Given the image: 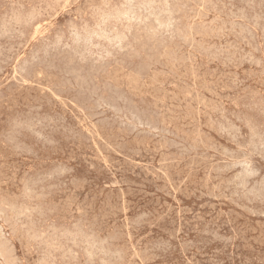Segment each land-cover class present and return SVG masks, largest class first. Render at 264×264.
Wrapping results in <instances>:
<instances>
[{"label": "rangeland", "instance_id": "rangeland-1", "mask_svg": "<svg viewBox=\"0 0 264 264\" xmlns=\"http://www.w3.org/2000/svg\"><path fill=\"white\" fill-rule=\"evenodd\" d=\"M77 1L76 0H64V1L63 0L62 1L61 0L60 1L59 0H26V1L25 0H7V1L6 0H0V26H1L0 27V77H1L0 78V81H1V84H0L1 85L0 86L1 87L0 88L1 89L0 90V107H1L0 110L1 111H0V113L2 112L0 115V117L2 116L0 118V123H1L0 124V138L3 137L2 139H0V166L2 167V169L0 167V173L1 174L3 173L2 174L3 176L0 174V182H1L0 188L3 189V191L0 189V197H1V195H3L0 198V207H1L0 208V226H1L0 237H1V233H2V236L4 234V236L0 238V241H1L0 245L2 246V249H0L1 250L0 251V260H1L0 264L2 262H3L2 264H20V263L21 264H37V263L43 264L44 262H46L47 264H86V262H89L87 264H92L95 261L96 262L94 264H101V263L102 264H221V263L222 264H264V216H263L264 215V202H263L264 201V176H262V175H264V153H263L264 152V149H263L264 148V143H263L264 142V91H263L264 90V72H263L264 71V57H263L264 56V53H263L264 52V39H263L264 38L263 37L264 36V32H263L264 31V15H263L264 14L263 13L264 12V4H262V3H264L263 2L264 0H260V1L255 0V2H253L254 0H248V2L252 1L254 5L252 4V2L251 3L249 2L250 3L249 4V3H247V1H244V0H221V1L220 0H212V1L206 0L209 2L211 1L212 4H211V2L206 3L205 0H197V1L196 0H193V1L192 0H186V2H184V0H180V2H179V0L178 1L177 0H174V1L173 0H160L161 3L159 2V0H151V1L150 0H142V2H141V0H137V1L135 0V1H132V4L130 3L129 0H126L128 3L125 2V0H77ZM100 1H102V2H100ZM144 1H146V3ZM149 1L153 2L154 4L150 3ZM166 1H167V3L168 2L169 3L167 4ZM175 2H176V4H175ZM178 2H179V4H177ZM199 2H200V4H199ZM215 2L218 6L216 4H214ZM258 2H261V3L259 4ZM134 3H135V6L133 5ZM141 3H143V4L141 5ZM183 3L184 4L186 3V5H184ZM196 3H198V4H196ZM230 3H231V6H230ZM45 4H46V6H45ZM107 4L109 5V7ZM150 4H151V7H150ZM210 4L212 5V7ZM213 4L215 7L213 6ZM28 5H29V7H28ZM127 5H128L129 9L127 7H125ZM161 5H163V6H161ZM172 5H173V9L175 8V10H177V11L172 9V7H171ZM178 5L179 6L183 5L184 7L181 6L180 8H178ZM197 5H198V7H197ZM248 5L250 6L251 9L249 8ZM257 5H258V8H257ZM47 6L49 7L48 10H46ZM100 6H102V7H100ZM123 6H124V8H123ZM132 6H134V7H132ZM140 6H142V7L145 6V7H143V9H142V7H140ZM154 6H156V7H154ZM186 6L187 7L189 6V7L187 8ZM208 6H210V7H208ZM223 6H225V7H223ZM252 6L253 7L255 6V7L252 8ZM78 7H79L80 11H79ZM136 7L137 8L139 7V8L137 9ZM216 7H217V9H216ZM233 7H234V9H233ZM239 7H240V9H239ZM243 7H245L246 11L244 10ZM261 7H263V9ZM50 8H51V10H50ZM113 8H115V9H113ZM120 8L124 9L123 10L124 13H123V11H120L121 10ZM133 8H134V11L132 10ZM205 8H206V10H205ZM2 9H4V10H2ZM33 9L36 12H34ZM98 9L102 10V11H100V13H99ZM166 9H168V10L165 11ZM199 9L200 10L203 9V10L200 11ZM210 9H212V10H210ZM252 9H256V10L253 11ZM259 9H260V11H259ZM41 10L43 11V13ZM81 10L83 12H81ZM107 10H110V12ZM130 10H131V12L132 11L133 12L128 13V12H130ZM135 10H136V12H135ZM160 10H162V11H160ZM195 10H196V12H195ZM117 11H119L120 13ZM146 11L147 12L150 11V12H148L150 15L147 13L149 17L146 16L147 14L145 15ZM154 11L156 14L154 13ZM193 11L195 13H193ZM250 11L255 12L257 15L255 13H251ZM94 12L95 13L98 12V13L95 14ZM111 12H112V14H111ZM114 12H116V13H114ZM125 12L128 14V17H127V14H125ZM137 12L138 13L140 12L142 15L139 13V16H136ZM142 12H144V14ZM175 12L176 13L178 12L180 15L178 13L176 14ZM189 12H191V13H189ZM242 12H243V14H242ZM31 13H33V14L31 15ZM107 13H110V14H107ZM117 13H119V14H117ZM163 13H164L165 17L163 15ZM232 13H234V15ZM239 13H241V14H239ZM169 14H172V15H169ZM224 14L229 19H227V17L224 16ZM236 14L238 17L236 16ZM10 15L13 17L11 18ZM15 15H17V18L15 17ZM26 15H27V17H26ZM105 15H107V16L109 15V16L108 17L106 16V18H105L104 17ZM114 15H118V16L121 15V16H119V17L115 16L114 17ZM176 15H178V16H176ZM231 15H233L234 17ZM259 15H261L262 18ZM3 16L5 19L3 18ZM20 16L26 20L25 21V20H22V18H20L23 25L20 24L21 23L19 21L20 19L18 20V18ZM33 16H35V17H33ZM98 16L99 17L101 16V17L99 18ZM141 16L142 17L144 16V17L141 18ZM152 16H154V17H152ZM193 16H195V17H193ZM254 16H255V20L253 19ZM39 17H41V18H39ZM112 17H114L113 19H115L117 17V19L112 21ZM136 17H139L141 21L139 20V18H136ZM155 17H156L155 20L157 21V19H158V22L153 20ZM169 17H170V19H169ZM91 18H93V19H91ZM107 18L109 21L107 20ZM109 18L111 19V21ZM128 18L130 19L131 22L129 21ZM134 18H135V21L136 20H138V21L135 22L133 20ZM165 18H167L168 21ZM198 18L199 19L203 18L204 20L200 19V22H199ZM238 18H239L240 22L238 21ZM242 18H243V20H242ZM124 19H125V21H124L125 23L122 22ZM163 19H164L165 23L167 22V24L163 23L164 22ZM171 19L173 22L171 21ZM214 19L216 22L214 21ZM261 19H263V20H261ZM11 20L13 23L10 22ZM30 20H31V22H30ZM99 20H102V21H99ZM118 20H119V22H118ZM142 20H143V22H142ZM233 20H235V21H233ZM241 20H242V22H241ZM17 21H19V22H17ZM7 22H9L11 24L9 25V23H7ZM25 22H26V25H24ZM99 22L102 24V25L100 24L101 26L98 25ZM160 22L163 24H161ZM171 22H172V24H171ZM222 22H224V23H222ZM15 23L16 24L18 23V25L16 26ZM27 23H29V24L27 25ZM39 23H40V25H39ZM84 23L85 24L88 23L87 24L88 26L85 25ZM179 23L182 26V28L179 25ZM206 23H208V24H206ZM229 23H230V25H229ZM113 24L114 25L116 24V25L113 26ZM204 24H206V25H204ZM210 24L212 25L211 28H210ZM223 24H224V26H223ZM261 24H262L261 27L263 29L259 28L260 27L259 25H261ZM4 25L5 26L7 25V26L5 27ZM84 25H85V29H84ZM117 25H118V27H117ZM121 25H122V27H120ZM173 25H175V26H173ZM8 26H10L11 28L10 27L7 28ZM21 26H22V28L20 29ZM105 26L107 27V29L105 28ZM141 26H143V27L139 28ZM150 26L152 27L151 35H150V30H151ZM232 26H235V27H232ZM71 27H72L74 32L72 31ZM137 27L139 30L137 29ZM153 27H154L155 32L153 30ZM159 27H161L162 29ZM197 27H199L200 30ZM204 27L205 28L207 27L208 29L210 28V30H212V31L209 30L210 31L209 32ZM213 27H214V29H213ZM238 27H240V28H238ZM88 28H90V29L92 28L91 29L92 33H89L91 31L88 30ZM95 28H98V29H95ZM125 28H127V30ZM129 28H130V30L128 31ZM244 28H246V29H244ZM74 29L75 30L78 29L80 34L78 33V31H75ZM80 29L83 31H80ZM118 29H119V31H117ZM176 29L179 30V35H178V31ZM204 29L206 31H204ZM18 30H20V31H18ZM103 30H104V32H103ZM220 30L223 31L222 34H221ZM234 30H235V32H234ZM241 30L244 31L245 33L240 32ZM7 31H9V32H7ZM56 31H57V33H56ZM69 31L71 34L69 33ZM105 31H107V32H105ZM114 31L115 32L117 31V33H115ZM133 31H134V33H133ZM135 31H136V33H135ZM146 31H147V33H145ZM112 32H113V34H112ZM161 32L162 33L166 32V33L162 34ZM22 33H24V34L22 35ZM77 33L79 34V36ZM98 33H99V37H98ZM121 33L124 34L126 39L124 38V36L121 35ZM239 33L242 34V36ZM8 34H10V35H8ZM84 34H85V36L86 35L87 36L85 37ZM92 34H94V35L92 36ZM101 34L104 35L105 37L102 36ZM160 34H162V35H160ZM251 34L253 35V37ZM61 35H66V36H61ZM134 35H135V37H134ZM91 36L94 38L96 37V38L94 39ZM138 36H140V37L138 38ZM151 36H152V39L150 40ZM154 36L157 37L158 40L154 39L155 38ZM245 36L247 38H249V37L250 38L247 39ZM56 37L58 38V40L56 39ZM107 37H109L108 40H107ZM113 37L115 38V39H113V40H115V42H113V40H112ZM132 37H134V39ZM164 37L167 39H165ZM98 38H99V40H97ZM118 38H119V40H118ZM175 38H176V40H175ZM19 39H22V40L20 41ZM90 39H91V42H90ZM93 39H94V41H92ZM177 39H178V41H177ZM192 39H195V40H193V42H192ZM240 39H241V42H240ZM3 40H5L6 42ZM23 40H26V42ZM44 40H46V41H44ZM134 40H136V41H134ZM138 40H140V41H138ZM164 40L165 41L168 40L166 42L169 45ZM244 40H247V41H244ZM10 41H12V42H10ZM62 41H63V43H62ZM116 41L117 42L125 41V42L117 43ZM137 41L139 42V44ZM18 42H19V44H18ZM54 42H56V43H54ZM89 42L91 44L92 43L93 44L91 45ZM112 42H113V44H112ZM156 42H157V44H156ZM158 42H160V44ZM79 43H81V44H79ZM82 43H83V46H82ZM98 43H100V44H98ZM120 43L124 47H122L120 45ZM129 43L131 45H133L132 49H131L132 46ZM147 43L151 44V45H148ZM12 44L14 45L15 48L12 47L13 46ZM161 44H164V45L166 44V45L164 46ZM251 44H252V46H251ZM1 45H3L4 47ZM17 45H19V46H17ZM101 45H103V47L105 49L106 48H108V49L104 50L103 47H102L103 48L102 49ZM116 45H119V46L117 47ZM160 45L162 47L163 46L164 47L162 48ZM47 46H48V48H47ZM52 46H54V47H52ZM135 46H136V48H135ZM142 46H144V47H142ZM9 47L10 48L12 47V48L10 49ZM17 47H19V48L17 49ZM75 47H76V50H75ZM89 47H91L92 51ZM98 47L100 48L101 51L99 50ZM148 47H150V48H148ZM24 48H25V50H24ZM123 48H124V51H122ZM127 48L129 50H127ZM140 48H143V49L141 50ZM215 48L217 50H215ZM256 48L259 50H256ZM41 49H42V52H41ZM46 49H48V50H46ZM59 49L61 51H59ZM78 49H80V50H78ZM110 49H114V50L112 51ZM144 49H145V51H144ZM151 49H154L152 51L153 52L156 51V52L155 53L151 52L150 51ZM260 49H261V51H260ZM137 50H138V53L140 55H138ZM146 50H148V51H146ZM51 51L53 52V54ZM66 51L68 54L71 51L69 56L66 53ZM79 51L81 52L80 54H79ZM104 51H106V52H104ZM129 51H130V54L132 53L131 55L128 54ZM62 52L63 53L65 52L66 54L65 53L63 54ZM101 52H102V54H101ZM4 53H7V54H4ZM19 53H20V55H19ZM72 53H73V55H72ZM98 53H100V54H98ZM141 53H142V55H141ZM151 53L155 54L156 57L154 55H152ZM85 54H87V55H85ZM90 54H91V56H89ZM104 54H106V55H104ZM111 54H112V56H107V55H111ZM122 54H124V55H122ZM210 54H211V57H210ZM217 54L219 57L217 56ZM222 54H223V56H222ZM246 54H248V56ZM7 55H9V56H7ZM31 55H33V56H31ZM132 55H133V57H132ZM135 55L137 57H139V56L140 57L137 59V57ZM204 55H205V57H204ZM207 55H209V56H207ZM239 55L241 57H239ZM11 56L15 57V59L14 58L12 59ZM34 56H36V57H34ZM41 56L43 57L42 60H41V58H42ZM56 56H57V58H56ZM92 56L93 57L95 56L94 57L95 59ZM246 56H247V58H246ZM18 57H20V58H18ZM76 57L78 58V60ZM82 57H83V59H82ZM206 57H207V59H206ZM58 58L59 59L61 58L62 60L61 59L57 60ZM101 58H102V60L106 59L105 64H103L104 61H102ZM233 58H234V60H233ZM55 59L59 62L61 61L62 63H65V64L61 63L64 66L59 64V62H57ZM68 59H70V61ZM139 59L142 61H140ZM247 59H249L248 60L249 62L247 61ZM252 59H254V60H252ZM11 60L13 63L11 62ZM66 60L68 62H64ZM73 60H74V63H73ZM98 60L100 61V63ZM143 60H144V62H143ZM258 60H259V63L257 62ZM260 60H262V62H260ZM7 61L10 62V64L12 63V65H10ZM16 61H17V63H16ZM22 61H24V62H22ZM118 61H120V62L117 63ZM252 61L255 63L254 64L251 63ZM56 62L58 63V65ZM75 62H76V64H75ZM88 62L90 63V65L92 67L89 65ZM129 62H130V64H129ZM147 63H148L149 68H146ZM161 63H162V65H161ZM2 64H3V66H2ZM28 64H30V65H28ZM54 64L57 66H55ZM70 64H71V66H70ZM80 64H82V65H80ZM259 64H261V66ZM6 65L7 66L10 65V66L7 67ZM74 65H76V66L74 67ZM116 65H117V68H116ZM123 65L126 67H124ZM40 66H43L44 68L43 67L41 68ZM119 66H121L120 69H119ZM128 66H129V68H128ZM18 67H20V68H18ZM102 67L103 68L105 67V68L102 69ZM139 67L142 69L140 70ZM5 68H7V69H5ZM13 68H14L16 74H15ZM126 68H127V70H126ZM133 69H134V71H132ZM38 70L40 72L42 71V73H40ZM46 70H48V71L45 72ZM81 70L85 75H83ZM92 70H94L96 73L93 72ZM105 70H107V71H105ZM108 70L110 73L108 72ZM124 70H125V72H124ZM150 71H152V72H150ZM131 72H133V74H131ZM33 73H34V75L36 74L35 77H34ZM54 73H56V74H54ZM168 73H170L171 76ZM98 74H99V76H98ZM125 74H127V75H125ZM3 75H5V76H3ZM20 75H21V77H20ZM78 75H80V76H78ZM154 75H156V76H154ZM48 76H49V78L52 77L50 79V81L48 80L49 79ZM103 77H105V78H103ZM107 77H108V79L109 78L110 79L108 80ZM114 77H116V78H114ZM122 77H124V78H122ZM139 77H141V78H139ZM80 78H82V79H80ZM126 78H127V80H126ZM208 78H210V79H208ZM42 79H43V81H42ZM46 79H47V81H46ZM249 79H252V80H249ZM26 80L28 81V83ZM54 80H56V81H54ZM82 80L84 81V83ZM111 80H112V83H110ZM34 81H35V83H34ZM57 81L59 83H57ZM95 81H96V83H95ZM136 81H137V83H136ZM23 82H24V84H23ZM29 82H30V85H29ZM36 82L38 83V87H37ZM48 82H49V84H47ZM98 82H99V84H98ZM103 82H104V85H103ZM139 82H140V84H139ZM17 84H18V86H17ZM25 84H26V86H25ZM168 84L171 86H169ZM98 85L99 86L103 85V86L99 88ZM117 85H119V86L117 87ZM239 85H240V87H239ZM39 86H40V88H39ZM44 86L47 88H45ZM122 86H123V88H122ZM41 87H43L42 92L40 91ZM177 87H178V89H177ZM52 88H53V91H52ZM81 88H82V90H81ZM185 88H187V89H185ZM195 88H196V90H195ZM166 89H167V91H166ZM17 90H19V91H17ZM30 90H32L33 92L32 91L30 92ZM62 91H63V93H62ZM129 91H131V92H129ZM10 92H11V95L9 94ZM47 92H49V93H47ZM51 92L53 94L54 93L55 94L53 95ZM133 92H135V94H133ZM247 92H251V93H247ZM69 93H71L72 95H70ZM105 93H106V95H105ZM42 94H43V96H42ZM56 94L58 95L59 98L56 96ZM162 94H163V96H162ZM248 95H250L251 97ZM12 96H14V97H12ZM35 96L37 99L35 98ZM60 96H62V97H60ZM67 96H69V98ZM29 97H30V99H29ZM11 99H13V100H11ZM22 99H23V101H22ZM39 99H41V101ZM57 99L58 100L60 99V101H58ZM138 99L139 100L141 99V100L139 101ZM10 100H11L10 103L12 105L10 103L6 104L7 101L9 102ZM31 100H33V101H31ZM36 100H38V101H36ZM21 101H22V103H21ZM100 101H102V102H100ZM238 101H240V102H238ZM67 102H69V103H67ZM17 103H19L18 104L19 107L17 105H14ZM31 103L36 104V106L31 104ZM71 103L74 105H72ZM141 103H142V106H144V107L141 106ZM170 103H171V105H170ZM29 104H31V105H29ZM59 104H60V107H59ZM91 104H92V106H91ZM173 104H174V106H173ZM2 106H4V107H2ZM46 106L47 107L49 106V107L47 108ZM79 106H80V108H78ZM139 106H141V107H139ZM172 106H173V108H172ZM198 106L200 108H198ZM61 107H63V108H61ZM19 108H20V110H19ZM24 108L28 109L29 111L24 110ZM57 108H58V110H57ZM141 108H142V110H140ZM148 108H150L151 110H149ZM79 109H80V111H79ZM198 109H200V110H198ZM104 110L106 112H104ZM145 110H147V111L145 112ZM205 110H206V112H205ZM62 111L65 113L64 115H63ZM19 112H21V113H19ZM44 112H45V114H44ZM92 112H93V114H92ZM148 112L151 114H148ZM159 112H160V114H159ZM117 113H119V114H117ZM104 114H106L107 116ZM222 114H223V116H222ZM53 115H55L56 117ZM150 115H151V117H150ZM219 115H220V117H218ZM12 116H13V118H12ZM65 116H67V117H65ZM68 116H70V117H68ZM232 116H233V118H232ZM3 117L4 118L8 117V118L4 119ZM77 117H78V120H77ZM88 117L89 118L91 117L90 120ZM128 117H129V119H128ZM145 117H147V118H145ZM117 118H118V120H117ZM198 118H200V121ZM227 118L230 121L226 120ZM157 119H159L158 122H157ZM162 119H163V121L165 119V122H163ZM72 120L74 123L72 122ZM75 120H77V121L75 122ZM86 120L88 121L87 123L85 122ZM95 120H96V122H95ZM121 120H122V122H121ZM12 121H13V123H12ZM152 121H154V122H152ZM221 121H222V123H221ZM89 122H91V123H89ZM85 123H86V126H85ZM133 123L137 124L138 128ZM227 123H228V125H227ZM4 124H6V125H4ZM70 124H71V127H70ZM220 124H221V126H219ZM223 124H225V125H223ZM12 125H13V127H12ZM74 125H75V128L77 127L76 129H74V127H73ZM210 125H211V127H210ZM1 126H3L4 127L3 129L8 131V132L7 133H6V131L3 132L4 130L1 129L2 128ZM88 126L91 127L90 128L91 130H89ZM154 126H155V128H154ZM165 126H166V128H164ZM228 126H230V127H228ZM92 128L95 130H93ZM142 128H144V129H142ZM149 128H150V130H149ZM198 128H199V130H198ZM104 129H107V130L104 131ZM48 130L50 133L48 132ZM125 130L129 131L128 135H127L128 132H126ZM172 130H174V131H172ZM62 131H63V134H62ZM87 131H89V132H87ZM91 131L94 133H92ZM120 131L122 132V134ZM156 131L158 133H156ZM223 132L225 134H223ZM2 133L6 134L7 137H5L6 135H3ZM25 133H27V134H25ZM57 133L60 135H58ZM106 133H108V134H106ZM109 133H111V134H109ZM24 134L27 135L26 137H30V138H28V139L26 137L23 138ZM50 134H51V139L49 137ZM118 134H119V136H117ZM130 134H132V135H130ZM98 135H100V136H98ZM126 135L129 137H127ZM159 135H161V136H159ZM77 136H79V137L77 138ZM84 136L85 137L87 136L88 140L86 138H83ZM181 136H183V137H181ZM244 136L248 140L244 139L245 138ZM61 137H63V138H61ZM89 137H92V138H89ZM186 137H187V139H186ZM34 138H36V139H34ZM121 138L122 139L124 138L123 139L124 141ZM168 138H169V140H168ZM236 138H237V141H236ZM258 138H260L262 140L260 141V139H258ZM59 139H60V141H58ZM83 139L86 141L84 142ZM90 139H92V141ZM104 139H106L108 141H106V140L104 141ZM24 140H26L27 142L26 141L24 142ZM31 140H32V142H31ZM34 140H35V142H33ZM73 140H75V141L73 142ZM117 140H118V142H117ZM164 140H165V142H164ZM156 142H157V145H156ZM168 142H170V143H168ZM200 142H202V144ZM1 143H3V144H1ZM41 143L43 145H40ZM52 143H54V144H52ZM89 143H90V145H89ZM111 143L112 144L114 143V144L112 145ZM122 143H123V146L120 145ZM257 143L260 145L258 146ZM167 144H169L170 146H168ZM58 145H60V146L63 145V146L60 147ZM67 145H68V147L70 146V149H68ZM73 145L75 146V149H74ZM106 145L108 147H106ZM119 145H120V147H117ZM247 145L251 149L249 147H248L249 148L248 149ZM10 146H11V148H10ZM28 146H31V147H28ZM87 146H88V148H86ZM182 146H183V148H181ZM176 147H177V149H176ZM59 148H61L62 151L61 150L56 151V149H59ZM161 148H162V150H161ZM169 148H170V151H169ZM179 148L181 151L179 150ZM189 148H191V149H189ZM193 148H194V150H193ZM260 148H261V150H260ZM132 149H133V152L131 151ZM134 149H136L138 151L136 152V150H134ZM226 149H227V151H226ZM48 150H49V152H47ZM252 150H254V151H252ZM34 151H35V153H34ZM99 151H101V152H99ZM144 151H145V153H144ZM189 151H191L192 153ZM234 151L237 153V155L239 157L236 155V153ZM12 152H14V153H12ZM18 152L21 154H19ZM45 152H47V153H45ZM50 152L52 154H50ZM138 152H139L140 156H138ZM256 152L258 153V155ZM55 153H57V155ZM68 153H70V154H68ZM194 153H196L195 154L196 157L194 156ZM260 153H261V156H260ZM53 154H55L56 156ZM188 154H189V156H188ZM220 154H221V156H220ZM248 154L252 157H250ZM61 155H64V156L61 157ZM104 155H105V157H104ZM185 156H186V158H185ZM233 156H235V157H233ZM248 156H249V158H248ZM11 157L13 158V160ZM199 157L200 158L203 157V158L200 159ZM262 157H263V159H262ZM27 158H29V159H27ZM40 158H42V159L38 160ZM51 158H52V160H51ZM105 158H106V160H105ZM205 158H208L209 160L208 159L205 160ZM230 158H231V160H230ZM84 160H86L87 163ZM221 160H223V161H221ZM242 160L243 161L245 160V161L243 162ZM34 161H37V162H35L36 164L34 163ZM51 161H52V163H51ZM203 161H205L206 163ZM217 161H219L218 164L216 163ZM248 161H250V162H248ZM1 162H4V163H1ZM43 162H45V163H43ZM58 162H59V166H58ZM136 162L138 163V165L135 164ZM160 162L166 163V164L163 163L165 166L163 164H160ZM191 162L194 164H192ZM234 162H235V166H232V165H234L233 164ZM47 163H48V165H47ZM60 163H64V164L61 165ZM227 163H228V165H226ZM231 163H232V165H231ZM237 163H238V165H240V167L237 165ZM2 164H4V165H2ZM54 164H55V166H54ZM216 164L218 166H216ZM245 164H248L247 167H245L246 166ZM7 165H11L13 168L10 166L8 167ZM35 165H40V166L37 167L38 168L37 169ZM92 165L94 168L92 167ZM191 165H192V167H190ZM160 166H161V168H160ZM97 167H98V169H97ZM101 167H102V169H99ZM153 167H154V169L155 168L156 169L154 170ZM223 167H224V169H223ZM29 168H30V171H29ZM32 168L35 170H32ZM66 168L68 169V171ZM216 168L219 170H217ZM106 169H108V170H106ZM117 169H118V171H117ZM165 169L167 170V172ZM230 169H231V171H230ZM251 169L254 171H252ZM36 170H37V172H35ZM102 170L105 172H103ZM247 170L250 172H248ZM258 170H260V171H258ZM21 171H23V172H21ZM214 171H216L215 174L213 173ZM85 172H87V173H85ZM147 172H149V174ZM23 173L24 174L27 173L29 176L26 174V176H27L26 177ZM108 173L110 175H108ZM209 173H211V174H209ZM30 174H32V175H30ZM43 174H44V176H43ZM100 174L102 176H100ZM112 174H115V176ZM124 174H126V175H124ZM38 175H40V176H38ZM208 175H210V176L208 177ZM99 176H100V178L98 179ZM124 176H125V179H124ZM257 176H258V178H257ZM22 177H25L26 180H25V178H22ZM30 177H32V179ZM69 177H70V181L68 180ZM220 177H221V179H220ZM233 177H234V179H233ZM55 178H57V179H55ZM101 178H103L104 180L102 181ZM130 178H132V179L130 180ZM23 179H24V182H23ZM33 179H35V180H33ZM122 179H124V180H122ZM31 180H33V181H31ZM81 180L82 181L84 180V181L82 182ZM253 180H254V182H253ZM255 180H257V181H255ZM9 181H11L12 183ZM53 181L54 182L56 181V183H53ZM65 181H66V183H65ZM96 181H98V182H96ZM104 181H105V183H104ZM47 182H50V183H47ZM79 182H81V183H79ZM122 183L123 184L126 183V184L123 186ZM179 183H180V185H179ZM228 183H230V184H228ZM36 184L37 185L39 184V185L37 186ZM41 184L42 185L44 184V185L42 186ZM49 184H53V185H49ZM60 184L62 185V187ZM14 185H16V186H14ZM29 185L31 187H29ZM58 185H59V187H58ZM27 186H28V188H27ZM46 186H48V187H46ZM223 187H225V188H223ZM248 187H249V189H248ZM53 188L55 189L56 192L54 191ZM103 188H104V190H103ZM157 188H158V190H157ZM42 189H44V190H42ZM60 189H61V192H60ZM226 189L228 191L230 189V191L228 192ZM233 189H235V190H233ZM239 189H241L242 191ZM108 190H110V191L108 192ZM214 190H215V192H214ZM4 191H6V192H4ZM26 191H27V194H25ZM49 191H50V193H49ZM119 191H120V193H119ZM177 191H178V193H177ZM219 191H220V193H219ZM9 192H12V194ZM231 192H232V194H230ZM4 193L5 194L7 193V195H5ZM23 193L26 196H24ZM200 193H202V195ZM37 194H39V195H37ZM123 194H124V196H123ZM155 194H157V195H155ZM207 194H209V195H207ZM225 194H226V197H225ZM228 194L230 197L228 196ZM9 195L11 197L13 196L14 198L13 197L11 198ZM21 195H23V196H21ZM71 195H72V197H71ZM8 196L10 198L7 199ZM41 196H44V197L42 198ZM115 196L118 199H116ZM3 197H5V198H3ZM16 197H18L20 200ZM45 197H46V199H45ZM238 197L239 198L242 197V198H240V200H239ZM174 198H176V199H174ZM255 198L259 201V203H258V201H255L256 200ZM12 199H14L15 201H13ZM27 199H29L31 202L28 201ZM41 199H45V200L43 201ZM49 199H51V200H49ZM241 199L243 201H241ZM18 200H19V202H18ZM33 200L36 203H34ZM4 201L6 204L4 203ZM8 201H9V203H8ZM39 201H40V204H39L40 206H37L38 205L37 203H39ZM42 201H43V203H41ZM49 201H52L53 203L49 202ZM29 202H30V205H29L30 207L28 206ZM45 202H47V203L45 204ZM48 202L50 204L49 206H48ZM68 203H70V204L67 206ZM234 203L236 204V206ZM12 204H13V206H12ZM14 204L16 206H14ZM77 204H78V206H76ZM237 204H239L240 208H238ZM241 205H242V207H241ZM69 206H70L71 210H70ZM175 206H177V207H175ZM6 207H8V208H6ZM16 207H18V208H16ZM24 207H25V209H24ZM35 207L37 209H35ZM40 207H41V209L39 210ZM61 207H62V209H60ZM249 208H251V209H249ZM51 210H52L53 214H52ZM80 210H82V211H80ZM246 210L248 212H246ZM3 211H6L5 213L8 214V216ZM27 211H29V212H27ZM10 213L11 214L14 213V214L10 215ZM27 213H29V214H27ZM48 213H50V214H48ZM178 213H180V214L178 215ZM42 214L45 215L44 216L45 218L43 217ZM87 214H89V215H87ZM225 214H227V215H225ZM36 215H39V216H36ZM97 215H99L101 217H99ZM147 216H148V218H146ZM1 217H4L5 219L1 218ZM78 217L81 220H78L77 219ZM6 218H8V219H6ZM28 218H29V220H28ZM12 219H13V221H12ZM46 219H47V221H45ZM51 220H53V221H51ZM77 220L81 224L80 223L78 224ZM172 220H173V222H172ZM18 221H19V223H18ZM74 223H75V225H74ZM76 224H78V225H76ZM85 224H87L88 227L87 226L85 227ZM9 225L11 227H14L13 230H15L14 232H16V233L12 232V230H11L12 228ZM90 225H92V226H90ZM208 225H209V227H207ZM36 226H37V229H36ZM50 226H52V227H50ZM64 226H65V228H64ZM231 226H232V228H231ZM25 227H28V228H25ZM2 228H3V231L1 232ZM40 228H42V229H40ZM45 228H47V229L45 230ZM76 228H77V231H76ZM208 228L210 229V232H209ZM29 229H31V230H29ZM33 229H35L39 235ZM62 229H65V232H64V230L62 231ZM66 229H68L69 231ZM57 230L60 232H58ZM54 231L59 233V234L60 233L61 234L63 233V234L58 235L56 233L58 235L57 236V235H55ZM87 231H88L89 235L86 234ZM93 231H95L96 233ZM216 231H218V232H216ZM40 232H41V237H40ZM213 232H216V233H213ZM11 233L14 234V235L12 234L14 237L11 235ZM127 233H129V234H127ZM218 233L219 234L221 233V234L219 235ZM35 234H36V237L33 236ZM47 234H49V236ZM64 234L65 235L67 234L66 235L67 238ZM91 234L94 235V237L90 236ZM118 234H119V236H118ZM203 234L206 236H204ZM81 235H83V236H81ZM27 236H28V238H27ZM85 236H86V238H85ZM169 236L172 238H170ZM211 236L213 239L211 238ZM29 237H31L32 239ZM48 237H49V240H47ZM59 237H61V238H59ZM74 237L76 239V242H75ZM92 237H93V239H92ZM114 237L116 239H114ZM37 238L40 240V242ZM83 238L85 241L83 240ZM214 238H215V240H214ZM35 239H37V240H35ZM64 239H67V240H64ZM71 239L72 240L74 239V241H72ZM80 239H81V241H80ZM110 239H111V241H109ZM231 239L233 241H231ZM70 240L72 243L70 242ZM92 240H93V242H92ZM95 240H97V241H95ZM103 240L104 241L107 240L105 242H108L109 246L107 243H104ZM225 240L226 241L228 240L229 244ZM50 241H52V243ZM56 241H61V243L63 245L60 244V242H58V244H57ZM77 241H79V242H77ZM90 241L92 244H90ZM222 241H223V243H222ZM34 242H36V243H34ZM54 242H55V244H54ZM81 242H82V244H81ZM110 242H111V244H110ZM158 242H159V244H158ZM167 242H168V244H167ZM178 242H180L181 244H182V242L183 243L185 242V243L181 245ZM208 242H209V244H208ZM73 243H75L77 245V247ZM78 243L81 245L82 249H81L80 245L78 246ZM103 243L107 244V245L104 246ZM174 243H176V245L173 246ZM204 243L207 246H205ZM72 244H73V246H72ZM93 244H94V246H93ZM164 244H166L165 245L166 247L164 246ZM225 244H227V245H225ZM51 245H52V247H51ZM95 245H96V247H95ZM99 245H101V246H99ZM157 245H159V246H157ZM170 245H172V246H170ZM88 246H90V247H88ZM160 246H162V247L160 248ZM202 246L204 248L205 247L206 248L204 249ZM50 247H51V249L53 248L52 252L50 250ZM75 247H76V249H75ZM97 247H99V249ZM104 247H105V249H104ZM163 247H164V249H163ZM25 248H28V249L25 250ZM63 248H65V249H63ZM127 249H128V251H127ZM216 249L217 250L220 249V250L217 251ZM64 250H65V252H64ZM108 250L111 254L107 252ZM181 251L184 252V254ZM27 252H28V255H27ZM46 252H48V254ZM67 253L69 254L68 257H67ZM72 253H74L73 257L76 255L77 258L76 257L73 258ZM139 253H140V255H139ZM88 254H90L92 257L89 256ZM207 254H208V256H207ZM238 254H239V256H238ZM1 255H2L3 259L1 258ZM4 255H5V257H4ZM61 255H63L65 258ZM84 255L85 256L87 255V256L85 257ZM213 255L215 257H213ZM48 256L50 257V259ZM122 256H124V258ZM95 257H96V259H95ZM137 257H139V258H137ZM4 258H6L8 260L10 258L11 259L8 261L6 259L4 260ZM18 258H19V260H18ZM54 258H56V259H54ZM68 258L70 259V261H67ZM104 258L107 262L104 260ZM21 259H22V261H21ZM92 259H94L93 262L91 261ZM121 259H123V260H121ZM223 259L225 260V262ZM16 260L19 263L16 262ZM24 260H25V262H24ZM49 260H51V261H49ZM64 260H66V261H64ZM117 260H119V261H117ZM140 260L142 261V263ZM5 261H6V263H5ZM112 261H114V262L112 263ZM167 261H169V263H167ZM46 263H44V264H46Z\"/></svg>", "mask_w": 264, "mask_h": 264}, {"label": "bare ground", "instance_id": "bare-ground-1", "mask_svg": "<svg viewBox=\"0 0 264 264\" xmlns=\"http://www.w3.org/2000/svg\"><path fill=\"white\" fill-rule=\"evenodd\" d=\"M6 1H7V0H6ZM25 1H26V0H25ZM59 1H60V0H59ZM61 1H62V0H61ZM63 1H64V0H63ZM76 1H77V0H76ZM129 1H130V3L132 4V1H135V0H129ZM136 1H137V0H136ZM150 1H151V0H150ZM150 1H149V2H150ZM173 1H174V0H173ZM177 1H178V0H177ZM177 1H176V2H177ZM192 1H193V0H192ZM196 1H197V0H196ZM205 1H206V0H205ZM211 1H212V0H211ZM211 1H210V2H211ZM220 1H221V0H220ZM244 1H247V3H249V2L251 3V2H252V1H249V2H248V0H244ZM258 1H260V0H258ZM49 2H50V1H49ZM77 2H78V1H77ZM85 2H86V1H85ZM100 2H102V1H100ZM103 2H104V1H103ZM125 2H127V1L125 0ZM141 2H142V0H141ZM144 2L146 3V1H144ZM159 2H160V0H159ZM176 2H175V4H176ZM179 2H180V0H179ZM179 2H178L177 4H179ZM184 2H186V0H184ZM207 2H209V1H206V3H207ZM210 2H209V3H210ZM213 2H214V1H213ZM225 2H226V1H225ZM234 2H235V1H234ZM234 2H233V3H234ZM253 2H255V0H254ZM253 2H252V4H253ZM263 2H264V1H263ZM27 3H28V2H27ZM56 3H57V2H56ZM127 3H128V2H127ZM137 3H138V2H137ZM150 3H153V2H150ZM155 3H156V2H155ZM160 3H161V2H160ZM166 3H167V1H166ZM168 3H169V2H168ZM168 3H167V4H168ZM170 3H171V2H170ZM172 3H173V2H172ZM193 3H194V2H193ZM221 3H222V2H221ZM250 3H249V4H250ZM256 3H257V2H256ZM258 3L260 4L261 2H258ZM41 4H42V3H41ZM88 4H89V3H88ZM91 4H92V3H91ZM93 4H94V3H93ZM108 4H109V3H108ZM108 4H107V5H108ZM125 4H126V3H125ZM142 4H143V3H141V5H142ZM153 4H154V3H153ZM158 4H159V3H158ZM163 4H164V3H163ZM183 4H184V3H183ZM196 4H198V3H196ZM199 4H200V2H199ZM211 4H212V2H211ZM211 4H210V5H211ZM214 4H216V2H215ZM214 4H213V6H214ZM252 4H251V5H252ZM262 4H264V3H262ZM262 4H261V5H262ZM10 5H11V4H10ZM14 5H15V4H14ZM57 5H58V4H57ZM133 5L135 6V3H134ZM136 5H137V4H136ZM139 5H140V4H139ZM144 5H145V4H144ZM155 5H156V4H155ZM169 5H170V4H169ZM184 5H186V3H185ZM194 5H195V4H194ZM206 5H207V4H206ZM216 5H217V4H216ZM245 5H246V4H245ZM253 5H254V4H253ZM19 6H20V5H19ZM45 6H46V4H45ZM102 6H103V5H102ZM102 6H100V7H102ZM129 6H130V5H129ZM134 6H132V7H134ZM147 6H148V5H147ZM161 6H163V5H161ZM167 6H168V5H167ZM174 6H175V5H174ZM176 6H177V5H176ZM181 6H183V5H181ZM181 6L178 5V8H180ZM217 6H218V5H217ZM230 6H231V3H230ZM248 6H249V5H248ZM255 6H256V5H255ZM255 6H254V7H255ZM28 7H29V5H28ZM95 7H96V6H95ZM106 7H107V6H106ZM108 7H109V5H108ZM117 7H118V6H117ZM117 7H116V8H117ZM121 7H122V6H121ZM125 7L128 8V5L125 6ZM140 7H142V6H140ZM143 7H145V6H143ZM143 7H142V9H143ZM150 7H151V4H150ZM154 7H156V6H154ZM171 7H172V9H173V5H172ZM183 7H184V6H183ZM186 7H187V6H186ZM188 7H189V6H188ZM188 7H187V8H188ZM191 7H192V6H191ZM197 7H198V5H197ZM208 7H210V6H208ZM211 7H212V5H211ZM214 7H215V6H214ZM214 7H213V8H214ZM223 7H225V6H223ZM246 7H247V6H246ZM254 7L252 6V8H254ZM21 8H22V7H21ZM33 8H34V7H33ZM45 8H46V7H45ZM64 8H65V7H64ZM123 8H124V6H123ZM136 8H137V7H136ZM138 8H139V7H138ZM138 8H137V9H138ZM157 8H158V7H157ZM202 8H203V7H202ZM219 8H220V7H219ZM231 8H232V7H231ZM235 8H236V7H235ZM243 8H244V10H245V7H243ZM243 8H242V9H243ZM249 8H250V6H249ZM257 8H258V5H257ZM261 8L263 9V7H261ZM4 9H5V8H4ZM4 9H2V10H4ZM38 9H39V8H38ZM40 9H41V8H40ZM48 9H49V7L47 6V9H46V10H48ZM78 9H79V7H78ZM94 9H95V8H94ZM113 9H115V8H113ZM117 9H118V8H117ZM120 9H121V8H120ZM128 9H129V8H128ZM150 9H151V8H150ZM152 9H153V8H152ZM160 9H161V8H160ZM169 9H170V8H169ZM183 9H184V8H183ZM216 9H217V7H216ZM233 9H234V7H233ZM239 9H240V7H239ZM250 9H251V8H250ZM33 10H34V9H33ZM50 10H51V8H50ZM98 10H99V9H98ZM98 10H97V11H98ZM118 10H119V9H118ZM123 10H124V9H121L120 11H123ZM125 10H126V9H125ZM132 10L134 11V8H133ZM154 10H155V9H154ZM167 10H168V9H166L165 11H167ZM173 10H175V8H174ZM181 10H182V9H181ZM199 10H200V9H199ZM202 10H203V9H202ZM202 10H200V11H202ZM205 10H206V8H205ZM207 10H208V9H207ZM210 10H212V9H210ZM214 10H215V9H214ZM247 10H248V9H247ZM252 10L254 11V10H256V9H252ZM252 10H251V11H252ZM12 11H13V10H12ZM38 11H39V10H38ZM41 11H42V10H41ZM79 11H80V9H79ZM94 11H95V10H94ZM100 11H102V10H99V13H100ZM103 11H104V10H103ZM107 11L110 12V10H107ZM112 11H113V10H112ZM114 11H115V10H114ZM127 11H128V10H127ZM133 11H132V12H133ZM155 11H156V10H155ZM155 11H154V13H155ZM158 11H159V10H158ZM160 11H162V10H160ZM175 11H177V10H175ZM178 11H179V10H178ZM188 11H189V10H188ZM223 11H224V10H223ZM240 11H241V10H240ZM245 11H246V10H245ZM251 11H250V12H251ZM259 11H260V9H259ZM16 12H17V11H16ZM34 12H36V11L34 10ZM39 12H40V11H39ZM39 12H38V13H39ZM81 12H83V11L81 10ZM95 12H96V11H95ZM95 12H94V13H95ZM117 12H119V11H117ZM132 12H131V10H130V12H128V13H132ZM135 12H136V10H135ZM140 12H141V11H140ZM140 12H139V13H140ZM148 12H150V11H148ZM148 12L146 11L145 15H146ZM195 12H196V10H195ZM195 12L193 11V13H195ZM217 12H218V11H217ZM221 12H222V11H221ZM230 12H231V11H230ZM230 12H229V13H230ZM250 12H249V13H250ZM42 13H43V11H42ZM48 13H49V12H48ZM71 13H72V12H71ZM97 13H98V12H97ZM97 13H95V14H97ZM114 13H116V12H114ZM119 13H120V12H119ZM119 13H117V14H119ZM123 13H124V11H123ZM139 13L137 12V15H136V16H139ZM142 13L144 14V12H142ZM175 13H176V12H175ZM177 13H178V12H177ZM177 13H176V14H177ZM180 13H181V12H180ZM189 13H191V12H189ZM218 13H219V12H218ZM218 13H217V14H218ZM235 13H236V12H235ZM251 13H255V12H251ZM261 13H262V12H261ZM263 13H264V12H263ZM263 13H262V14H263ZM12 14H13V13H12ZM32 14H33V13H31V15H32ZM35 14H36V13H35ZM35 14H34V15H35ZM39 14H40V13H39ZM107 14H110V13H107ZM111 14H112V12H111ZM125 14H127V13L125 12ZM125 14H124V15H125ZM140 14H141V13H140ZM148 14H149V13H148ZM148 14H147L146 16H148ZM155 14H156V13H155ZM165 14H166V13H165ZM167 14H168V13H167ZM178 14H179V13H178ZM181 14H182V13H181ZM201 14H202V13H201ZM220 14H221V13H220ZM232 14L234 15V13H232ZM239 14H241V13H239ZM239 14H238V15H239ZM242 14H243V12H242ZM255 14H256V13H255ZM17 15H18V14H17ZM17 15H15L16 18H17ZM50 15H51V14H50ZM65 15H66V14H65ZM99 15H100V14H99ZM122 15H123V14H122ZM129 15H130V14H129ZM141 15H142V14H141ZM149 15H150V14H149ZM151 15H152V14H151ZM163 15H164V13H163ZM169 15H172V14H169ZM179 15H180V14H179ZM187 15H188V14H187ZM187 15H186V16H187ZM192 15H193V14H192ZM233 15H231V16H233ZM251 15H252V14H251ZM256 15H257V14H256ZM263 15H264V14H263ZM263 15H262V16H263ZM10 16H11V15H10ZM38 16H39V15H38ZM48 16H49V15H48ZM51 16H52V15H51ZM70 16H71V15H70ZM92 16H93V15H92ZM106 16H107V15H105L104 17L106 18ZM108 16H109V15H108ZM108 16H107V17H108ZM112 16H113V15H112ZM115 16L119 17V16H121V15H119V16H118V15H114V17H115ZM125 16H126V15H125ZM159 16H160V15H159ZM166 16H167V15H166ZM176 16H178V15H176ZM176 16H175V17H176ZM189 16H190V15H189ZM224 16H226V15L224 14ZM236 16H237V14H236ZM259 16L261 17V15H259ZM5 17H6V16H5ZM12 17H13V16H11V18H12ZM26 17H27V15H26ZM29 17H30V16H29ZM33 17H35V16H33ZM45 17H46V16H45ZM89 17H90V16H89ZM93 17H94V16H93ZM98 17H99V16H98ZM100 17H101V16H100ZM100 17H99V18H100ZM110 17H111V16H110ZM114 17H112V21H114L115 19H117V17H116L115 19H113ZM123 17H124V16H123ZM127 17H128V14H127ZM129 17H130V16H129ZM143 17H144V16H143ZM143 17L141 16V18H143ZM148 17H149V16H148ZM148 17H147V18H148ZM152 17H154V16H152ZM164 17H165V15H164ZM164 17H163V18H164ZM170 17H171V16H170ZM170 17H169V19H170ZM193 17H195V16H193ZM198 17H199V16H198ZM208 17H209V16H208ZM226 17H227V16H226ZM233 17H234V16H233ZM237 17H238V16H237ZM239 17H240V16H239ZM245 17H246V16H245ZM250 17H251V16H250ZM3 18H4V16H3ZM16 18H15V19H16ZM20 18H22V17L20 16V17L18 18V20H19ZM31 18H32V17H31ZM36 18H37V17H36ZM39 18H41V17H39ZM52 18H53V17H52ZM79 18H80V17H79ZM136 18H139V17H136ZM150 18H151V17H150ZM157 18H158V17H157ZM173 18H174V17H173ZM177 18H178V17H177ZM177 18H176V19H177ZM179 18H180V17H179ZM182 18H183V17H182ZM190 18H191V17H190ZM190 18H189V19H190ZM216 18H217V17H216ZM256 18H257V17H256ZM261 18H262V17H261ZM4 19H5V18H4ZM9 19H10V18H9ZM13 19H14V18H13ZM34 19H35V18H34ZM66 19H67V18H66ZM73 19H74V18H73ZM80 19H81V18H80ZM91 19H93V18H91ZM101 19H102V18H101ZM109 19H110V18H109ZM120 19H121V18H120ZM125 19H126V18H125ZM125 19H124L123 21H122V20H121V21L124 22ZM128 19H129V18H128ZM131 19H132V18H131ZM145 19H146V18H145ZM155 19H156V17H155L153 20H155ZM165 19H167V18H165ZM198 19H199V18H198ZM200 19H203V18H200ZM200 19H199V22H200ZM227 19H229V18L227 17ZM253 19L255 20V16H254ZM22 20H25V19L22 18ZM31 20H32V19H31ZM31 20H30V22H31ZM67 20H68V19H67ZM69 20H70V19H69ZM75 20H76V19H75ZM103 20H104V19H103ZM107 20H108V18H107ZM107 20H106V21H107ZM133 20L135 21V18H134ZM139 20H140V18H139ZM148 20H149V19H148ZM148 20H147V21H148ZM150 20H151V19H150ZM179 20H180V19H179ZM203 20H204V19H203ZM216 20H217V19H216ZM218 20H219V19H218ZM235 20H236V19H235ZM235 20H233V21H235ZM242 20H243V18H242ZM242 20H241V22H242ZM244 20H245V19H244ZM261 20H263V19H261ZM2 21H3V20H2ZM2 21H1V22H2ZM13 21H14V20H13ZM19 21L21 22L20 24L23 25L21 19H20ZM19 21H17V22H19ZM25 21H26V20H25ZM33 21H34V20H33ZM76 21H77V20H76ZM99 21H102V20H99ZM108 21H109V20H108ZM110 21H111V19H110ZM129 21H130V19H129ZM137 21H138V20H136L135 22H137ZM140 21H141V20H140ZM155 21H156V20H155ZM161 21H162V20H161ZM163 21H164V19H163ZM167 21H168V19H167ZM171 21H172V19H171ZM212 21H213V20H212ZM214 21H215V19H214ZM221 21H222V20H221ZM238 21H239V18H238ZM256 21H257V20H256ZM3 22H4V21H3ZM10 22H12V20H11ZM14 22H15V21H14ZM96 22H97V21H96ZM116 22H117V21H116ZM118 22H119V20H118ZM118 22H117V23H118ZM130 22H131V21H130ZM142 22H143V20H142ZM142 22H141V23H142ZM148 22H149V21H148ZM153 22H154V21H153ZM156 22H158V19H157ZM172 22H173V21H172ZM172 22H171V24H172ZM178 22H179V21H178ZM215 22H216V21H215ZM215 22H214V23H215ZM239 22H240V21H239ZM239 22H238V23H239ZM254 22H255V21H254ZM7 23H9V22H7ZM12 23H13V22H12ZM23 23H24V22H23ZM120 23H121V22H120ZM124 23H125V22H124ZM151 23H152V22H151ZM160 23H161V22H160ZM163 23H164V24H167V22L165 23V21H164ZM163 23H161V24H163ZM192 23H193V22H192ZM210 23H211V22H210ZM222 23H224V22H222ZM232 23H233V22H232ZM235 23H236V22H235ZM10 24H11V23H9V25H10ZM15 24H16V23H15ZM28 24H29V23H27V25H28ZM44 24H45V23H44ZM44 24H43V25H44ZM84 24H85V23H84ZM87 24H88V23H87ZM87 24H85V25H87ZM100 24H101V23L99 22L98 25H100ZM104 24H105V23H104ZM109 24H110V23H109ZM118 24H119V23H118ZM127 24H128V23H127ZM130 24H131V23H130ZM143 24H144V23H143ZM154 24H155V23H154ZM161 24H160V25H161ZM177 24H178V23H177ZM177 24H176V25H177ZM190 24H191V23H190ZM206 24H208V23H206ZM206 24H204V25H206ZM241 24H242V23H241ZM17 25H18V23L16 24V26H17ZM24 25H26V22H25ZM32 25H33V24H32ZM39 25H40V23H39ZM65 25H66V24H65ZM85 25H84V29H85ZM95 25H96V24H95ZM95 25H94V26H95ZM101 25H102V24H101ZM101 25H100V26H101ZM115 25H116V24H115ZM115 25L113 24V26H115ZM123 25H124V24H123ZM151 25H152V24H151ZM157 25H158V24H157ZM179 25H180V23H179ZM184 25H185V24H184ZM229 25H230V23H229ZM248 25H249V24H248ZM4 26H5V25H4ZM6 26H7V25H6ZM6 26H5V27H6ZM37 26H38V25H37ZM71 26H72V25H71ZM73 26H74V25H73ZM87 26H88V25H87ZM89 26H90V25H89ZM161 26H162V25H161ZM173 26H175V25H173ZM173 26H172V27H173ZM180 26H181V25H180ZM199 26H200V25H199ZM207 26H208V25H207ZM211 26H212V25L210 24V28H211ZM223 26H224V24H223ZM256 26H257V25H256ZM256 26H255V27H256ZM259 26H260L259 28H262V27H261L262 24L259 25ZM0 27H1V26H0ZM9 27H10V26H8L7 28H9ZM63 27H64V26H63ZM76 27H77V26H76ZM95 27H96V26H95ZM117 27H118V25H117ZM120 27H122V25H121ZM120 27H119V28H120ZM142 27H143V26H141V27H139V28H142ZM150 27H151V26H150ZM177 27H178V26H177ZM193 27H194V26H193ZM227 27H228V26H227ZM232 27H235V26H232ZM10 28H11V27H10ZM21 28H22V26L20 27V29H21ZM80 28H81V27H80ZM92 28H93V27H92ZM92 28H91V29H92ZM100 28H101V27H100ZM105 28L107 29L106 26H105ZM110 28H111V27H110ZM112 28H113V27H112ZM144 28H145V27H144ZM146 28H147V27H146ZM156 28H157V27H156ZM159 28H161V27H159ZM181 28H182V26H181ZM197 28L199 29V27H197ZM204 28H205V27H204ZM210 28L208 29V28L206 27L205 29H206L207 31H209ZM238 28H240V27H238ZM35 29H36V28H35ZM68 29H69V28H68ZM71 29H72V27H71ZM75 29H76V28H75ZM75 29H74V30H75ZM82 29H83V28H82ZM86 29H87V28H86ZM91 29L88 28V30H90V31H91ZM93 29H94V28H93ZM95 29H98V28H95ZM102 29H103V28H102ZM120 29H121V28H120ZM125 29L127 30V28H125ZM134 29H135V28H134ZM137 29H138V27H137ZM149 29H150V28H149ZM161 29H162V28H161ZM164 29H165V28H164ZM167 29H168V28H167ZM173 29H174V28H173ZM183 29H184V28H183ZM205 29H204V31H206ZM213 29H214V27H213ZM244 29H246V28H244ZM256 29H257V28H256ZM262 29H263V28H262ZM5 30H6V29H5ZM104 30H105V29H104ZM104 30H103V32H104ZM109 30H110V29H109ZM129 30H130V28L128 29V31H129ZM138 30H139V29H138ZM146 30H147V29H146ZM153 30H154V27H153ZM156 30H157V29H156ZM169 30H170V29H169ZM176 30H177V29H176ZM199 30H200V29H199ZM199 30H198V31H199ZM11 31H12V30H11ZM13 31H14V30H13ZM18 31H20V30H18ZM72 31H73V29H72ZM75 31H78V29L75 30ZM80 31H83V30L80 29ZM112 31H113V30H112ZM117 31H119V29H118ZM117 31H116V32L114 31V32L117 33ZM151 31H152V27H151V30H150V35H151ZM159 31H160V30H159ZM177 31H178V35H179V30H177ZM180 31H181V30H180ZM195 31H196V30H195ZM198 31H197V32H198ZM202 31H203V30H202ZM210 31H212V30H210ZM210 31H209V32H210ZM220 31H221V30H220ZM1 32H2V31H1ZM7 32H9V31H7ZM15 32H16V31H15ZM15 32H14V33H15ZM73 32H74V31H73ZM73 32H72V33H73ZM86 32H87V31H86ZM88 32H89V31H88ZM95 32H96V31H95ZM105 32H107V31H105ZM154 32H155V30H154ZM162 32H163V31H162ZM162 32H161V33H162ZM172 32H173V31H172ZM172 32H171V33H172ZM209 32H208V33H209ZM213 32H214V31H213ZM218 32H219V31H218ZM222 32H223V31H221V34H222ZM234 32H235V30H234ZM240 32H244V31L241 30ZM263 32H264V31H263ZM4 33H5V32H4ZM24 33H25V32H24ZM24 33H22V35H23ZM56 33H57V31H56ZM61 33H62V32H61ZM69 33H70V31H69ZM69 33H68V34H69ZM78 33H79V31H78ZM78 33H77V34H78ZM89 33H92V31L89 32ZM99 33H100V32H99ZM99 33H98V37H99ZM133 33H134V31H133ZM135 33H136V31H135ZM145 33H147V31H146ZM165 33H166V32H165ZM165 33H162V34H165ZM244 33H245V32H244ZM246 33H247V32H246ZM252 33H253V32H252ZM11 34H12V33H11ZM15 34H16V33H15ZM18 34H19V33H18ZM30 34H31V33H30ZM63 34H64V33H63ZM70 34H71V33H70ZM73 34H74V33H73ZM73 34H72V35H73ZM79 34H80V33H79ZM79 34H78V36H79ZM96 34H97V33H96ZM102 34H103V33H102ZM102 34H101V35H102ZM105 34H106V33H105ZM112 34H113V32H112ZM155 34H156V33H155ZM162 34H160V35H162ZM173 34H174V33H173ZM182 34H183V33H182ZM191 34H192V33H191ZM199 34H200V33H199ZM209 34H210V33H209ZM239 34H240V33H239ZM8 35H10V34H8ZM27 35H28V34H27ZM57 35H58V34H57ZM75 35H76V34H75ZM93 35H94V34H92V36H93ZM109 35H110V34H109ZM116 35H117V34H116ZM121 35L124 36V34H122V33H121ZM121 35H120V36H121ZM132 35H133V34H132ZM132 35H131V36H132ZM139 35H140V34H139ZM146 35H147V34H146ZM152 35H153V34H152ZM197 35H198V34H197ZM240 35L242 36V34H240ZM243 35H244V34H243ZM251 35H252V34H251ZM260 35H261V34H260ZM6 36H7V35H6ZM15 36H16V35H15ZM24 36H25V35H24ZM61 36H66V35H61ZM73 36H74V35H73ZM81 36H82V35H81ZM84 36H85V34H84ZM86 36H87V35H86ZM86 36H85V37H86ZM92 36H91V37H92ZM96 36H97V35H96ZM102 36H104V35H102ZM102 36H101V37H102ZM106 36H107V35H106ZM111 36H112V35H111ZM114 36H115V35H114ZM144 36H145V35H144ZM147 36H148V35H147ZM165 36H166V35H165ZM209 36H210V35H209ZM1 37H2V36H1ZM20 37H21V36H20ZM34 37H35V36H34ZM85 37H84V38H85ZM89 37H90V36H89ZM104 37H105V36H104ZM109 37H110V36H109ZM109 37H107V40H108ZM116 37H117V36H116ZM134 37H135V35H134ZM134 37H132V38L134 39ZM139 37H140V36H138V38H139ZM154 37H155V36H154ZM167 37H168V36H167ZM174 37H175V36H174ZM174 37H173V38H174ZM220 37H221V36H220ZM245 37H246V36H245ZM252 37H253V35H252ZM263 37H264V36H263ZM263 37H262V38H263ZM16 38H17V37H16ZM63 38H64V37H63ZM72 38H73V37H72ZM77 38H78V37H77ZM80 38H81V37H80ZM92 38H94V37H92ZM95 38H96V37H95ZM95 38H94V39H95ZM120 38H121V37H120ZM124 38L126 39L125 36H124ZM164 38H165V37H164ZM192 38H193V37H192ZM239 38H240V37H239ZM246 38H247V37H246ZM249 38H250V37H249ZM249 38H247V39H249ZM22 39H23V38H22ZM22 39H19V40L21 41ZM47 39H48V38H47ZM56 39L58 40L57 37H56ZM68 39H69V38H68ZM78 39H79V38H78ZM82 39H83V38H82ZM86 39H87V38H86ZM94 39H93L92 41H94ZM105 39H106V38H105ZM113 39H115V38L113 37L112 40H113ZM116 39H117V38H116ZM122 39H123V38H122ZM151 39H152V36L150 37V40H151ZM154 39H157V37H155ZM165 39H167V38H165ZM186 39H187V38H186ZM186 39H185V40H186ZM216 39H217V38H216ZM226 39H227V38H226ZM252 39H253V38H252ZM263 39H264V38H263ZM14 40H15V39H14ZM14 40H13V41H14ZM17 40H18V39H17ZM29 40H30V39H29ZM59 40H60V39H59ZM62 40H63V39H62ZM73 40H74V39H73ZM87 40H88V39H87ZM97 40H99V38H98ZM101 40H102V39H101ZM103 40H104V39H103ZM118 40H119V38H118ZM128 40H129V39H128ZM140 40H141V39H140ZM140 40H138V41H140ZM157 40H158V39H157ZM162 40H163V39H162ZM169 40H170V39H169ZM175 40H176V38H175ZM185 40H184V41H185ZM189 40H190V39H189ZM193 40H195V39H192V42H193ZM253 40H254V39H253ZM3 41H5V40H3ZM7 41H8V40H7ZM23 41L26 42V40H23ZM44 41H46V40H44ZM60 41H61V40H60ZM68 41H69V40H68ZM95 41H96V40H95ZM104 41H105V40H104ZM109 41H110V40H109ZM132 41H133V40H132ZM134 41H136V40H134ZM138 41H137V42H138ZM164 41H165V40H164ZM164 41H163V42H164ZM166 41H168V40H166ZM166 41H165V42H166ZM177 41H178V39H177ZM180 41H181V40H180ZM180 41H179V42H180ZM184 41H183V42H184ZM244 41H247V40H244ZM248 41H249V40H248ZM256 41H257V40H256ZM5 42H6V41H5ZM10 42H12V41H10ZM49 42H50V41H49ZM49 42H48V43H49ZM57 42H58V41H57ZM64 42H65V41H64ZM75 42H76V41H75ZM90 42H91V39H90ZM90 42H89V43H90ZM113 42H115V40H113ZM113 42H112V44H113ZM116 42H117V41H116ZM119 42H122V41H119ZM119 42H117V43H119ZM123 42H125V41H123ZM123 42H122V43H123ZM127 42H128V41H127ZM127 42H126V43H127ZM130 42H131V41H130ZM161 42H162V41H161ZM171 42H172V41H171ZM171 42H170V43H171ZM185 42H186V41H185ZM227 42H228V41H227ZM240 42H241V39H240ZM8 43H9V42H8ZM54 43H56V42H54ZM62 43H63V41H62ZM86 43H87V42H86ZM100 43H101V42H100ZM100 43H98V44H100ZM141 43H142V42H141ZM158 43L160 44V42H158ZM166 43H167V42H166ZM9 44H10V43H9ZM18 44H19V42H18ZM22 44H23V43H22ZM29 44H30V43H29ZM79 44H81V43H79ZM90 44H91V43H90ZM92 44H93V43H92ZM92 44H91V45H92ZM107 44H108V43H107ZM112 44H111V45H112ZM129 44H130V43H129ZM135 44H136V43H135ZM138 44H139V42H138ZM147 44H148V43H147ZM154 44H155V43H154ZM156 44H157V42H156ZM167 44H168V43H167ZM175 44H176V43H175ZM182 44H183V43H182ZM225 44H226V43H225ZM248 44H249V43H248ZM255 44H256V43H255ZM3 45H4V44H3ZM3 45H1V46H3ZM12 45H13V44H12ZM12 45H11V46H12ZM45 45H46V44H45ZM45 45H44V46H45ZM55 45H56V44H55ZM60 45H61V44H60ZM66 45H67V44H66ZM70 45H71V44H70ZM111 45H110V46H111ZM120 45H121V43H120ZM125 45H126V44H125ZM130 45H131V44H130ZM148 45H151V44H148ZM161 45H164V44H161ZM161 45H160V46H161ZM165 45H166V44H165ZM165 45H164V46H165ZM168 45H169V44H168ZM168 45H167V46H168ZM192 45H193V44H192ZM198 45H199V44H198ZM208 45H209V44H208ZM227 45H228V44H227ZM5 46H6V45H5ZM17 46H19V45H17ZM20 46H21V45H20ZM72 46H73V45H72ZM77 46H78V45H77ZM82 46H83V43H82ZM106 46H107V45H106ZM116 46L118 47L119 45H116ZM121 46H122V45H121ZM131 46H132V47H131V49H132V48H133V45H131ZM164 46H163V47H164ZM245 46H246V45H245ZM251 46H252V44H251ZM257 46H258V45H257ZM3 47H4V46H3ZM6 47H7V46H6ZM12 47H14V45H13ZM12 47H11V48H12ZM26 47H27V46H26ZM52 47H54V46H52ZM60 47H61V46H60ZM70 47H71V46H70ZM85 47H86V46H85ZM99 47H100V46H99ZM99 47H98V48H99ZM102 47H103V45H101V48H102ZM117 47H116V48H117ZM122 47H124V46H122ZM127 47H128V46H127ZM142 47H144V46H142ZM161 47H162V46H161ZM163 47H162V48H163ZM240 47H241V46H240ZM248 47H249V46H248ZM9 48H10V47H9ZM11 48H10V49H11ZM14 48H15V47H14ZM18 48H19V47H17V49H18ZM20 48H21V47H20ZM22 48H23V47H22ZM42 48H43V47H42ZM47 48H48V46H47ZM77 48H78V47H77ZM79 48H80V47H79ZM89 48L91 49V47H89ZM103 48H104V47H103ZM103 48H102V49H103ZM129 48H130V47H129ZM135 48H136V46H135ZM148 48H150V47H148ZM151 48H152V47H151ZM232 48H233V47H232ZM73 49H74V48H73ZM73 49H72V50H73ZM85 49H86V48H85ZM106 49H108V48H106ZM106 49L104 48V50H106ZM140 49L142 50L143 48H140ZM159 49H160V48H159ZM210 49H211V48H210ZM222 49H223V48H222ZM235 49H236V48H235ZM7 50H8V49H7ZM21 50H22V49H21ZM24 50H25V48H24ZM26 50H27V49H26ZM46 50H48V49H46ZM49 50H50V49H49ZM75 50H76V47H75ZM75 50H74V51H75ZM78 50H80V49H78ZM99 50H100V48H99ZM110 50L113 51L114 49H110ZM115 50H116V49H115ZM120 50H121V49H120ZM127 50H129V49L127 48ZM152 50H154V49H151L150 51L153 52ZM156 50H157V49H156ZM165 50H166V49H165ZM184 50H185V49H184ZM215 50H217V49L215 48ZM254 50H255V49H254ZM256 50H259V49L256 48ZM19 51H20V50H19ZM33 51H34V50H33ZM36 51H37V50H36ZM36 51H35V52H36ZM59 51H61V50L59 49ZM68 51H69V50H68ZM91 51H92V49H91ZM100 51H101V50H100ZM122 51H124V48H123ZM125 51H126V50H125ZM132 51H133V50H132ZM144 51H145V49H144ZM146 51H148V50H146ZM218 51H219V50H218ZM248 51H249V50H248ZM260 51H261V49H260ZM3 52H4V51H3ZM3 52H2V53H3ZM16 52H17V51H16ZM20 52H21V51H20ZM41 52H42V49H41ZM51 52H52V51H51ZM55 52H56V51H55ZM85 52H86V51H85ZM89 52H90V51H89ZM102 52H103V51H102ZM102 52H101V54H102ZM104 52H106V51H104ZM107 52H108V51H107ZM110 52H111V51H110ZM110 52H109V53H110ZM155 52H156V51H154L153 53H155ZM188 52H189V51H188ZM214 52H215V51H214ZM254 52H255V51H254ZM258 52H259V51H258ZM262 52H263V51H262ZM10 53H11V52H10ZM44 53H45V52H44ZM49 53H50V52H49ZM60 53H61V52H60ZM62 53H63V52H62ZM64 53H65V52H64ZM64 53H63V54H64ZM66 53H67V51H66ZM66 53H65V54H66ZM70 53H71V51H70ZM70 53H69V54L67 53L68 56L70 55ZM80 53H81V52L79 51V54H80ZM96 53H97V52H96ZM111 53H112V52H111ZM137 53H138V50H137ZM137 53H136V54H137ZM143 53H144V52H143ZM153 53H151V54L155 56V54H153ZM165 53H166V52H165ZM197 53H198V52H197ZM263 53H264V52H263ZM263 53H262V54H263ZM4 54H7V53H4ZM30 54H31V53H30ZM33 54H34V53H33ZM39 54H40V53H39ZM52 54H53V52H52ZM98 54H100V53H98ZM119 54H120V53H119ZM128 54H130V51H129ZM131 54H132V53H131ZM131 54H130V55H131ZM133 54H134V53H133ZM144 54H145V53H144ZM151 54H150V55H151ZM1 55H2V54H1ZM11 55H12V54H11ZM19 55H20V53H19ZM49 55H50V54H49ZM56 55H57V54H56ZM58 55H59V54H58ZM72 55H73V53H72ZM76 55H77V54H76ZM76 55H75V56H76ZM85 55H87V54H85ZM104 55H106V54H104ZM122 55H124V54H122ZM130 55H129V56H130ZM138 55H140V54L138 53ZM141 55H142V53H141ZM146 55H147V54H146ZM188 55H189V54H188ZM226 55H227V54H226ZM229 55H230V54H229ZM246 55L248 56V54H246ZM252 55H253V54H252ZM5 56H6V55H5ZM7 56H9V55H7ZM31 56H33V55H31ZM89 56H91V54H90ZM89 56H88V57H89ZM99 56H100V55H99ZM107 56H112V54H111V55H107ZM135 56H136V55H135ZM148 56H149V55H148ZM154 56H153V57H154ZM172 56H173V55H172ZM172 56H171V57H172ZM207 56H209V55H207ZM217 56H218V54H217ZM222 56H223V54H222ZM227 56H228V55H227ZM247 56H246V58H247ZM1 57H2V56H1ZM11 57H12V56H11ZM34 57H36V56H34ZM41 57H42V56H41ZM54 57H55V56H54ZM88 57H87V58H88ZM92 57H93V56H92ZM94 57H95V56H94ZM94 57H93V58H94ZM96 57H97V56H96ZM100 57H101V56H100ZM113 57H114V56H113ZM126 57H127V56H126ZM132 57H133V55H132ZM136 57H137V56H136ZM139 57H140V56H139ZM139 57H137V59H138ZM141 57H142V56H141ZM155 57H156V56H155ZM204 57H205V55H204ZM210 57H211V54H210ZM218 57H219V56H218ZM239 57H241V56L239 55ZM263 57H264V56H263ZM13 58L15 59V57H12V59H13ZM18 58H20V57H18ZM24 58H25V57H24ZM56 58H57V56H56ZM61 58H62V57H61ZM61 58H60V59H61ZM66 58H67V57H66ZM76 58H77V57H76ZM102 58H103V57H102ZM102 58H101V60H102ZM114 58H115V57H114ZM121 58H122V57H121ZM129 58H130V57H129ZM214 58H215V57H214ZM221 58H222V57H221ZM255 58H256V57H255ZM2 59H3V58H2ZM16 59H17V58H16ZM42 59H43V57L41 58V60H42ZM47 59H48V58H47ZM60 59L58 58L57 60H60ZM82 59H83V57H82ZM88 59H89V58H88ZM94 59H95V58H94ZM124 59H125V58H124ZM131 59H132V58H131ZM161 59H162V58H161ZM173 59H174V58H173ZM189 59H190V58H189ZM196 59H197V58H196ZM206 59H207V57H206ZM225 59H226V58H225ZM225 59H224V60H225ZM256 59H257V58H256ZM260 59H261V58H260ZM4 60H5V59H4ZM4 60H3V61H4ZM26 60H27V59H26ZM33 60H34V59H33ZM33 60H32V61H33ZM55 60H56V59H55ZM57 60H56V61H57ZM61 60H62V59H61ZM68 60L70 61V59H68ZM77 60H78V58H77ZM91 60H92V59H91ZM105 60H106V59H105ZM105 60H102V61H104L103 64H105ZM110 60H111V59H110ZM118 60H119V59H118ZM139 60H140V59H139ZM149 60H150V59H149ZM169 60H170V59H169ZM229 60H230V59H229ZM231 60H232V59H231ZM233 60H234V58H233ZM235 60H236V59H235ZM244 60H245V59H244ZM244 60H243V61H244ZM248 60H249V59H247V61H248ZM252 60H254V59H252ZM3 61H2V62H3ZM81 61H82V60H81ZM88 61H89V60H88ZM98 61H99V60H98ZM120 61H121V60H120ZM120 61H118L117 63H119ZM140 61H142V60H140ZM174 61H175V60H174ZM220 61H221V60H220ZM7 62H8V61H7ZM11 62H12V60H11ZM22 62H24V61H22ZM27 62H28V61H27ZM41 62H42V61H41ZM57 62H59V61H57ZM57 62H56V63H57ZM64 62H68V61L66 60V61H64ZM76 62H77V61H76ZM76 62H75V64H76ZM122 62H123V61H122ZM143 62H144V60H143ZM149 62H150V61H149ZM231 62H232V61H231ZM248 62H249V61H248ZM257 62L259 63V60H258ZM260 62H262V60H260ZM4 63H5V62H4ZM8 63L10 64V62H8ZM12 63H13V62H12ZM12 63H11L10 65H12ZM16 63H17V61H16ZM20 63H21V62H20ZM33 63H34V62H33ZM54 63H55V62H54ZM61 63H62V62L60 61L59 64H61ZM73 63H74V60H73ZM88 63H89V62H88ZM99 63H100V61H99ZM99 63H98V64H99ZM101 63H102V62H101ZM106 63H107V62H106ZM235 63H236V62H235ZM243 63H244V62H243ZM251 63L254 64L255 62L252 61ZM62 64H65V63H62ZM62 64H61V65H62ZM86 64H87V63H86ZM103 64H102V65H103ZM109 64H110V63H109ZM122 64H123V63H122ZM125 64H126V63H125ZM129 64H130V62H129ZM141 64H142V63H141ZM10 65H8V66H10ZM28 65H30V64H28ZM38 65H39V64H38ZM40 65H41V64H40ZM43 65H44V64H43ZM54 65H55V64H54ZM57 65H58V63H57ZM57 65H55V66H57ZM80 65H82V64H80ZM89 65H90V63H89ZM161 65H162V63H161ZM224 65H225V64H224ZM250 65H251V64H250ZM257 65H258V64H257ZM259 65L261 66V64H259ZM2 66H3V64H2ZM6 66H7V65H6ZM8 66H7V67H8ZM19 66H20V65H19ZM46 66H47V65H46ZM46 66H45V67H46ZM49 66H50V65H49ZM55 66H54V67H55ZM62 66H64V65H62ZM70 66H71V64H70ZM72 66H73V65H72ZM75 66H76V65H74V67H75ZM83 66H84V65H83ZM90 66H91V65H90ZM97 66H98V65H97ZM123 66H124V65H123ZM163 66H164V65H163ZM218 66H219V65H218ZM28 67H29V66H28ZM40 67L42 68L43 66H40ZM40 67H39V68H40ZM65 67H66V66H65ZM81 67H82V66H81ZM88 67H89V66H88ZM91 67H92V66H91ZM109 67H110V66H109ZM112 67H113V66H112ZM120 67H121V66H119V69H120ZM124 67H126V66H124ZM140 67H141V66H140ZM140 67H139V69L141 70L142 68H140ZM143 67H144V66H143ZM160 67H161V66H160ZM1 68H2V67H1ZM18 68H20V67H18ZM39 68H38V69H39ZM43 68H44V67H43ZM59 68H60V67H59ZM69 68H70V67H69ZM77 68H78V67H77ZM85 68H86V67H85ZM89 68H90V67H89ZM95 68H96V67H95ZM99 68H100V67H99ZM104 68H105V67H104ZM104 68L102 67V69H104ZM106 68H107V67H106ZM116 68H117V65H116ZM128 68H129V66H128ZM131 68H132V67H131ZM146 68H149V67H148V63H147V67H146ZM254 68H255V67H254ZM261 68H262V67H261ZM3 69H4V68H3ZM5 69H7V68H5ZM9 69H10V68H9ZM26 69H27V68H26ZM30 69H31V68H30ZM61 69H62V68H61ZM81 69H82V68H81ZM86 69H87V68H86ZM112 69H113V68H112ZM114 69H115V68H114ZM170 69H171V68H170ZM13 70H14V68H13ZM42 70H43V69H42ZM54 70H55V69H54ZM78 70H79V69H78ZM90 70H91V69H90ZM110 70H111V69H110ZM126 70H127V68H126ZM149 70H150V69H149ZM154 70H155V69H154ZM2 71H3V70H2ZM32 71H33V70H32ZM38 71H39V70H38ZM47 71H48V70H46L45 72H47ZM50 71H51V70H50ZM60 71H61V70H60ZM63 71H64V70H63ZM66 71H67V70H66ZM76 71H77V70H76ZM85 71H86V70H85ZM85 71H84V72H85ZM92 71L95 72L94 70H92ZM92 71H91V72H92ZM105 71H107V70H105ZM111 71H112V70H111ZM130 71H131V70H130ZM132 71H134V69H133ZM142 71H143V70H142ZM142 71H141V72H142ZM145 71H146V70H145ZM163 71H164V70H163ZM14 72H15V70H14ZM17 72H18V71H17ZM39 72H40V71H39ZM81 72H82V70H81ZM88 72H89V71H88ZM88 72H87V73H88ZM101 72H102V71H101ZM103 72H104V71H103ZM108 72H109V70H108ZM108 72H107V73H108ZM120 72H121V71H120ZM122 72H123V71H122ZM124 72H125V70H124ZM137 72H138V71H137ZM146 72H147V71H146ZM150 72H152V71H150ZM156 72H157V71H156ZM166 72H167V71H166ZM258 72H259V71H258ZM263 72H264V71H263ZM2 73H3V72H2ZM40 73H42V71H41ZM52 73H53V72H52ZM59 73H60V72H59ZM82 73H83V72H82ZM82 73H81V74H82ZM95 73H96V72H95ZM95 73H94V74H95ZM97 73H98V72H97ZM109 73H110V72H109ZM113 73H114V72H113ZM134 73H135V72H134ZM244 73H245V72H244ZM250 73H251V72H250ZM3 74H4V73H3ZM15 74H16V72H15ZM24 74H25V73H24ZM37 74H38V73H37ZM43 74H44V73H43ZM50 74H51V73H50ZM50 74H49V75H50ZM54 74H56V73H54ZM66 74H67V73H66ZM92 74H93V73H92ZM99 74H100V73H99ZM99 74H98V76H99ZM103 74H104V73H103ZM128 74H129V73H128ZM131 74H133V72H131ZM131 74H130V75H131ZM136 74H137V73H136ZM168 74L170 75V73H168ZM255 74H256V73H255ZM17 75H18V74H17ZM33 75H34V73H33ZM35 75H36V74H35ZM35 75H34V77H35ZM40 75H41V74H40ZM46 75H47V74H46ZM83 75H85V74L83 73ZM83 75H82V76H83ZM125 75H127V74H125ZM134 75H135V74H134ZM134 75H133V76H134ZM140 75H141V74H140ZM158 75H159V74H158ZM161 75H162V74H161ZM250 75H251V74H250ZM3 76H5V75H3ZM51 76H52V75H51ZM51 76H50V77H51ZM58 76H59V75H58ZM78 76H80V75H78ZM78 76H77V77H78ZM91 76H92V75H91ZM133 76H132V77H133ZM145 76H146V75H145ZM154 76H156V75H154ZM170 76H171V75H170ZM203 76H204V75H203ZM238 76H239V75H238ZM20 77H21V75H20ZM34 77H33V78H34ZM84 77H85V76H84ZM96 77H97V76H96ZM126 77H127V76H126ZM148 77H149V76H148ZM192 77H193V76H192ZM0 78H1V77H0ZM23 78H24V77H23ZM48 78H49V76H48ZM51 78H52V77H51ZM51 78H49L48 80L50 81ZM56 78H57V77H56ZM59 78H60V77H59ZM97 78H98V77H97ZM103 78H105V77H103ZM111 78H112V77H111ZM114 78H116V77H114ZM122 78H124V77H122ZM135 78H136V77H135ZM139 78H141V77H139ZM151 78H152V77H151ZM210 78H211V77H210ZM210 78H208V79H210ZM25 79H26V78H25ZM35 79H36V78H35ZM37 79H38V78H37ZM57 79H58V78H57ZM80 79H82V78H80ZM100 79H101V78H100ZM107 79H108V77H107ZM109 79H110V78H109ZM109 79H108V80H109ZM117 79H118V78H117ZM129 79H130V78H129ZM168 79H169V78H168ZM197 79H198V78H197ZM20 80H21V79H20ZM22 80H23V79H22ZM28 80H29V79H28ZM32 80H33V79H32ZM32 80H31V81H32ZM44 80H45V79H44ZM52 80H53V79H52ZM58 80H59V79H58ZM64 80H65V79H64ZM78 80H79V79H78ZM85 80H86V79H85ZM97 80H98V79H97ZM126 80H127V78H126ZM130 80H131V79H130ZM135 80H136V79H135ZM238 80H239V79H238ZM249 80H252V79H249ZM6 81H7V80H6ZM8 81H9V80H8ZM26 81H27V80H26ZM42 81H43V79H42ZM46 81H47V79H46ZM54 81H56V80H54ZM82 81H83V80H82ZM93 81H94V80H93ZM102 81H103V80H102ZM115 81H116V80H115ZM138 81H139V80H138ZM145 81H146V80H145ZM173 81H174V80H173ZM241 81H242V80H241ZM13 82H14V81H13ZM18 82H19V81H18ZM24 82H25V81H24ZM24 82H23V84H24ZM32 82H33V81H32ZM44 82H45V81H44ZM60 82H61V81H60ZM80 82H81V81H80ZM100 82H101V81H100ZM125 82H126V81H125ZM132 82H133V81H132ZM140 82H141V81H140ZM140 82H139V84H140ZM181 82H182V81H181ZM11 83H12V82H11ZM21 83H22V82H21ZM21 83H20V84H21ZM27 83H28V81H27ZM27 83H26V84H27ZM34 83H35V81H34ZM36 83H37V82H36ZM51 83H52V82H51ZM57 83H59V82L57 81ZM65 83H66V82H65ZM78 83H79V82H78ZM83 83H84V81H83ZM83 83H82V84H83ZM95 83H96V81H95ZM110 83H112V80H111ZM123 83H124V82H123ZM126 83H127V82H126ZM136 83H137V81H136ZM194 83H195V82H194ZM0 84H1V81H0ZM7 84H8V83H7ZM26 84H25V86H26ZM39 84H40V83H39ZM41 84H42V83H41ZM47 84H49V82H48ZM60 84H61V83H60ZM82 84H81V85H82ZM98 84H99V82H98ZM100 84H101V83H100ZM107 84H108V83H107ZM115 84H116V83H115ZM131 84H132V83H131ZM131 84H130V85H131ZM174 84H175V83H174ZM4 85H5V84H4ZM29 85H30V82H29ZM32 85H33V84H32ZM66 85H67V84H66ZM68 85H69V84H68ZM77 85H78V84H77ZM103 85H104V82H103ZM103 85H100V86L98 85V86H99V88H100V87H102ZM112 85H113V84H112ZM126 85H127V84H126ZM155 85H156V84H155ZM162 85H163V84H162ZM168 85H169V84H168ZM183 85H184V84H183ZM188 85H189V84H188ZM240 85H241V84H240ZM240 85H239V87H240ZM0 86H1V85H0ZM7 86H8V85H7ZM17 86H18V84H17ZM21 86H22V85H21ZM42 86H43V85H42ZM53 86H54V85H53ZM118 86H119V85H117V87H118ZM163 86H164V85H163ZM169 86H171V85H169ZM185 86H186V85H185ZM243 86H244V85H243ZM5 87H6V86H5ZM22 87H23V86H22ZM22 87H21V88H22ZM37 87H38V83H37ZM37 87H36V88H37ZM44 87H45V86H44ZM66 87H67V86H66ZM69 87H70V86H69ZM143 87H144V86H143ZM167 87H168V86H167ZM0 88H1V87H0ZM24 88H25V87H24ZM33 88H34V87H33ZM39 88H40V86H39ZM42 88H43V87H41V90H40L41 92H42ZM45 88H47V87H45ZM54 88H55V87H54ZM104 88H105V87H104ZM122 88H123V86H122ZM137 88H138V87H137ZM246 88H247V87H246ZM88 89H89V88H88ZM177 89H178V87H177ZM185 89H187V88H185ZM191 89H192V88H191ZM0 90H1V89H0ZM24 90H25V89H24ZM27 90H28V89H27ZM50 90H51V89H50ZM57 90H58V89H57ZM81 90H82V88H81ZM116 90H117V89H116ZM125 90H126V89H125ZM195 90H196V88H195ZM195 90H194V91H195ZM10 91H11V90H10ZM17 91H19V90H17ZM21 91H22V90H21ZM28 91H29V90H28ZM31 91H32V90H30V92H31ZM43 91H44V90H43ZM52 91H53V88H52ZM66 91H67V90H66ZM77 91H78V90H77ZM166 91H167V89H166ZM191 91H192V90H191ZM200 91H201V90H200ZM259 91H260V90H259ZM263 91H264V90H263ZM11 92H12V91H11ZM11 92L9 93L10 95H11ZM15 92H16V91H15ZM25 92H26V91H25ZM32 92H33V91H32ZM54 92H55V91H54ZM83 92H84V91H83ZM126 92H127V91H126ZM129 92H131V91H129ZM138 92H139V91H138ZM195 92H196V91H195ZM6 93H7V92H6ZM35 93H36V92H35ZM47 93H49V92H47ZM51 93H52V92H51ZM62 93H63V91H62ZM65 93H66V92H65ZM72 93H73V92H72ZM87 93H88V92H87ZM169 93H170V92H169ZM197 93H198V92H197ZM247 93H251V92H247ZM262 93H263V92H262ZM4 94H5V93H4ZM25 94H26V93H25ZM28 94H29V93H28ZM36 94H37V93H36ZM52 94H53V93H52ZM54 94H55V93H54ZM54 94H53V95H54ZM69 94L72 95L71 93H69ZM107 94H108V93H107ZM129 94H130V93H129ZM133 94H135V92H133ZM136 94H137V93H136ZM150 94H151V93H150ZM165 94H166V93H165ZM167 94H168V93H167ZM201 94H202V93H201ZM245 94H246V93H245ZM7 95H8V94H7ZM29 95H30V94H29ZM39 95H40V94H39ZM53 95H52V96H53ZM59 95H60V94H59ZM64 95H65V94H64ZM64 95H63V96H64ZM105 95H106V93H105ZM105 95H104V96H105ZM196 95H197V94H196ZM18 96H19V95H18ZM31 96H32V95H31ZM40 96H41V95H40ZM42 96H43V94H42ZM44 96H45V95H44ZM56 96L58 97L57 94H56ZM126 96H127V95H126ZM162 96H163V94H162ZM183 96H184V95H183ZM197 96H198V95H197ZM206 96H207V95H206ZM248 96H250V95H248ZM12 97H14V96H12ZM54 97H55V96H54ZM60 97H62V96H60ZM67 97L69 98V96H67ZM84 97H85V96H84ZM93 97H94V96H93ZM140 97H141V96H140ZM250 97H251V96H250ZM10 98H11V97H10ZM19 98H20V97H19ZM35 98H36V96H35ZM35 98H34V99H35ZM43 98H44V97H43ZM47 98H48V97H47ZM47 98H46V99H47ZM52 98H53V97H52ZM58 98H59V97H58ZM65 98H66V97H65ZM68 98H67V99H68ZM133 98H134V97H133ZM176 98H177V97H176ZM16 99H17V98H16ZM29 99H30V97H29ZM32 99H33V98H32ZM36 99H37V98H36ZM53 99H54V98H53ZM67 99H66V100H67ZM11 100H13V99H11ZM11 100H10L9 102L7 101L6 104L10 103ZM39 100L41 101V99H39ZM54 100H55V99H54ZM57 100H58V99H57ZM57 100H56V101H57ZM69 100H70V99H69ZM69 100H68V101H69ZM71 100H72V99H71ZM75 100H76V99H75ZM138 100H139V99H138ZM140 100H141V99H140ZM140 100H139V101H140ZM147 100H148V99H147ZM158 100H159V99H158ZM171 100H172V99H171ZM201 100H202V99H201ZM211 100H212V99H211ZM225 100H226V99H225ZM22 101H23V99H22ZM22 101H21V103H22ZM24 101H25V100H24ZM28 101H29V100H28ZM31 101H33V100H31ZM36 101H38V100H36ZM36 101H35V102H36ZM43 101H44V100H43ZM58 101H60V99H59ZM62 101H63V100H62ZM77 101H78V100H77ZM136 101H137V100H136ZM144 101H145V100H144ZM151 101H152V100H151ZM159 101H160V100H159ZM197 101H198V100H197ZM1 102H2V101H1ZM5 102H6V101H5ZM5 102H4V103H5ZM16 102H17V101H16ZM48 102H49V101H48ZM75 102H76V101H75ZM80 102H81V101H80ZM84 102H85V101H84ZM100 102H102V101H100ZM142 102H143V101H142ZM172 102H173V101H172ZM179 102H180V101H179ZM238 102H240V101H238ZM25 103H26V102H25ZM27 103H28V102H27ZM36 103H37V102H36ZM39 103H40V102H39ZM41 103H42V102H41ZM43 103H44V102H43ZM51 103H52V102H51ZM56 103H57V102H56ZM62 103H63V102H62ZM65 103H66V102H65ZM67 103H69V102H67ZM133 103H134V102H133ZM139 103H140V102H139ZM149 103H150V102H149ZM162 103H163V102H162ZM2 104H3V103H2ZM10 104H11V103H10ZM18 104H19V103L14 104V105H17V106H18ZM31 104H33V103H31ZM31 104H29V105H31ZM45 104H46V103H45ZM54 104H55V103H54ZM71 104H72V103H71ZM79 104H80V103H79ZM99 104H100V103H99ZM144 104H145V103H144ZM147 104H148V103H147ZM150 104H151V103H150ZM197 104H198V103H197ZM235 104H236V103H235ZM11 105H12V104H11ZM22 105H23V104H22ZM33 105L36 106V104H33ZM33 105H32V106H33ZM63 105H64V104H63ZM72 105H74V104H72ZM75 105H76V104H75ZM86 105H87V104H86ZM102 105H103V104H102ZM160 105H161V104H160ZM170 105H171V103H170ZM20 106H21V105H20ZM37 106H38V105H37ZM49 106H50V105H49ZM49 106H48V107H49ZM51 106H52V105H51ZM64 106H65V105H64ZM64 106H63V107H64ZM76 106H77V105H76ZM83 106H84V105H83ZM89 106H90V105H89ZM91 106H92V104H91ZM91 106H90V107H91ZM141 106H142V103H141ZM141 106H139V107H141ZM173 106H174V104H173ZM173 106H172V108H173ZM255 106H256V105H255ZM2 107H4V106H2ZM18 107H19V106H18ZM23 107H24V106H23ZM23 107H22V108H23ZM46 107H47V106H46ZM48 107H47V108H48ZM53 107H54V106H53ZM59 107H60V104H59ZM63 107H61V108H63ZM73 107H74V106H73ZM102 107H103V106H102ZM107 107H108V106H107ZM137 107H138V106H137ZM142 107H144V106H142ZM0 108H1V107H0ZM7 108H8V107H7ZM25 108H26V107H25ZM25 108H24V110H28V109H25ZM55 108H56V107H55ZM70 108H71V107H70ZM76 108H77V107H76ZM78 108H80V106H79ZM88 108H89V107H88ZM91 108H92V107H91ZM151 108H152V107H151ZM154 108H155V107H154ZM172 108H171V109H172ZM178 108H179V107H178ZM180 108H181V107H180ZM198 108H200V107L198 106ZM256 108H257V107H256ZM16 109H17V108H16ZM49 109H50V108H49ZM101 109H102V108H101ZM108 109H109V108H108ZM148 109L151 110L150 108H148ZM148 109H147V110H148ZM184 109H185V108H184ZM211 109H212V108H211ZM5 110H6V109H5ZM11 110H12V109H11ZM19 110H20V108H19ZM57 110H58V108H57ZM57 110H56V111H57ZM81 110H82V109H81ZM140 110H142V108H141ZM143 110H144V109H143ZM147 110H145V112H146ZM198 110H200V109H198ZM208 110H209V109H208ZM219 110H220V109H219ZM0 111H1V110H0ZM17 111H18V110H17ZM17 111H16V112H17ZM28 111H29V110H28ZM76 111H77V110H76ZM79 111H80V109H79ZM111 111H112V110H111ZM216 111H217V110H216ZM221 111H222V110H221ZM14 112H15V111H14ZM33 112H34V111H33ZM62 112H63V111H62ZM62 112H61V113H62ZM85 112H86V111H85ZM104 112H106V111L104 110ZM149 112H150V111H149ZM149 112H148V114H151V113H149ZM151 112H152V111H151ZM205 112H206V110H205ZM219 112H220V111H219ZM1 113H2V112H1ZM1 113H0V115H1ZM19 113H21V112H19ZM46 113H47V112H46ZM52 113H53V112H52ZM79 113H80V112H79ZM88 113H89V112H88ZM112 113H113V112H112ZM143 113H144V112H143ZM155 113H156V112H155ZM171 113H172V112H171ZM33 114H34V113H33ZM44 114H45V112H44ZM64 114H65V113L63 112V115H64ZM92 114H93V112H92ZM109 114H110V113H109ZM114 114H115V113H114ZM117 114H119V113H117ZM159 114H160V112H159ZM163 114H164V113H163ZM245 114H246V113H245ZM8 115H9V114H8ZM59 115H60V114H59ZM61 115H62V114H61ZM67 115H68V114H67ZM79 115H80V114H79ZM82 115H83V114H82ZM82 115H81V116H82ZM104 115H106V114H104ZM146 115H147V114H146ZM180 115H181V114H180ZM189 115H190V114H189ZM13 116H14V115H13ZM13 116H12V118H13ZM53 116H55V115H53ZM84 116H85V115H84ZM84 116H83V117H84ZM86 116H87V115H86ZM106 116H107V115H106ZM127 116H128V115H127ZM127 116H126V117H127ZM222 116H223V114H222ZM226 116H227V115H226ZM1 117H2V116H1ZM1 117H0V118H1ZM10 117H11V116H10ZM10 117H9V118H10ZM55 117H56V116H55ZM65 117H67V116H65ZM68 117H70V116H68ZM74 117H75V116H74ZM148 117H149V116H148ZM150 117H151V115H150ZM152 117H153V116H152ZM156 117H157V116H156ZM218 117H220V115H219ZM236 117H237V116H236ZM3 118H4V117H3ZM5 118H8V117H5ZM5 118H4V119H5ZM28 118H29V117H28ZM88 118H89V117H88ZM90 118H91V117H90ZM90 118H89V120H90ZM114 118H115V117H114ZM122 118H123V117H122ZM145 118H147V117H145ZM160 118H161V117H160ZM168 118H169V117H168ZM210 118H211V117H210ZM232 118H233V116H232ZM239 118H240V117H239ZM16 119H17V118H16ZM70 119H71V118H70ZM85 119H86V118H85ZM128 119H129V117H128ZM148 119H149V118H148ZM148 119H147V120H148ZM176 119H177V118H176ZM198 119H199V121H200V118H198ZM224 119H225V118H224ZM246 119H247V118H246ZM12 120H13V119H12ZM14 120H15V119H14ZM77 120H78V117H77ZM77 120H75V122H76ZM81 120H82V119H81ZM91 120H92V119H91ZM117 120H118V118H117ZM124 120H125V119H124ZM149 120H150V119H149ZM158 120H159V119H157V122H158ZM168 120H169V119H168ZM173 120H174V119H173ZM177 120H178V119H177ZM209 120H210V119H209ZM226 120H229V119L227 118ZM10 121H11V120H10ZM18 121H19V120H18ZM79 121H80V120H79ZM126 121H127V120H126ZM155 121H156V120H155ZM162 121H163V119H162ZM204 121H205V120H204ZM210 121H211V120H210ZM210 121H209V122H210ZM229 121H230V120H229ZM238 121H239V120H238ZM3 122H4V121H3ZM52 122H53V121H52ZM60 122H61V121H60ZM72 122H73V120H72ZM85 122L87 123L88 121L86 120ZM95 122H96V120H95ZM121 122H122V120H121ZM124 122H125V121H124ZM150 122H151V121H150ZM152 122H154V121H152ZM159 122H160V121H159ZM163 122H165V119H164ZM211 122H212V121H211ZM8 123H9V122H8ZM12 123H13V121H12ZM70 123H71V122H70ZM73 123H74V122H73ZM80 123H81V122H80ZM86 123H85V126H86ZM89 123H91V122H89ZM109 123H110V122H109ZM131 123H132V122H131ZM143 123H144V122H143ZM169 123H170V122H169ZM182 123H183V122H182ZM191 123H192V122H191ZM212 123H213V122H212ZM215 123H216V122H215ZM221 123H222V121H221ZM239 123H240V122H239ZM247 123H248V122H247ZM0 124H1V123H0ZM10 124H11V123H10ZM82 124H83V123H82ZM93 124H94V123H93ZM114 124H115V123H114ZM133 124H135V123H133ZM133 124H132V125H133ZM160 124H161V123H160ZM162 124H163V123H162ZM193 124H194V123H193ZM195 124H196V123H195ZM208 124H209V123H208ZM232 124H233V123H232ZM2 125H3V124H2ZM4 125H6V124H4ZM88 125H89V124H88ZM91 125H92V124H91ZM95 125H96V124H95ZM103 125H104V124H103ZM115 125H116V124H115ZM135 125H136V127H137V124H135ZM154 125H155V124H154ZM158 125H159V124H158ZM158 125H157V126H158ZM168 125H169V124H168ZM214 125H215V124H214ZM223 125H225V124H223ZM223 125H222V126H223ZM227 125H228V123H227ZM227 125H226V126H227ZM248 125H249V124H248ZM59 126H60V125H59ZM59 126H58V127H59ZM66 126H67V125H66ZM79 126H80V125H79ZM89 126H90V125H89ZM89 126H88V127H89ZM93 126H94V125H93ZM97 126H98V125H97ZM169 126H170V125H169ZM219 126H221V124H220ZM232 126H233V125H232ZM1 127H2L1 129L4 128L3 126H1ZM5 127H6V126H5ZM7 127H8V126H7ZM12 127H13V125H12ZM60 127H61V126H60ZM67 127H68V126H67ZM70 127H71V124H70ZM73 127H74V129L77 128V127L75 128V125H74ZM150 127H151V126H150ZM210 127H211V125H210ZM215 127H216V126H215ZM224 127H225V126H224ZM228 127H230V126H228ZM235 127H236V126H235ZM243 127H244V126H243ZM250 127H251V126H250ZM17 128H18V127H17ZM37 128H38V127H37ZM44 128H45V127H44ZM82 128H83V127H82ZM90 128H91V127H89V130H91ZM97 128H98V127H97ZM97 128H96V129H97ZM99 128H100V127H99ZM134 128H135V127H134ZM137 128H138V127H137ZM144 128H145V127H144ZM144 128H142V129H144ZM154 128H155V126H154ZM164 128H166V126H165ZM185 128H186V127H185ZM194 128H195V127H194ZM261 128H262V127H261ZM18 129H19V128H18ZM55 129H56V128H55ZM72 129H73V128H72ZM86 129H87V128H86ZM92 129H93V128H92ZM101 129H102V128H101ZM130 129H131V128H130ZM158 129H159V128H158ZM158 129H157V130H158ZM225 129H226V128H225ZM236 129H237V128H236ZM3 130H4V129H3ZM78 130H79V129H78ZM84 130H85V129H84ZM93 130H95V129H93ZM99 130H100V129H99ZM105 130H107V129H104V131H105ZM119 130H120V129H119ZM149 130H150V128H149ZM149 130H148V131H149ZM167 130H168V129H167ZM198 130H199V128H198ZM239 130H240V129H239ZM5 131H6V130H4L3 132H5ZM40 131H41V130H40ZM80 131H81V130H80ZM80 131H79V132H80ZM85 131H86V130H85ZM96 131H97V130H96ZM115 131H116V130H115ZM125 131H126V130H125ZM142 131H143V130H142ZM172 131H174V130H172ZM175 131H176V130H175ZM187 131H188V130H187ZM228 131H229V130H228ZM236 131H237V130H236ZM1 132H2V131H1ZM7 132H8V131H6V133H7ZM25 132H26V131H25ZM48 132H49V130H48ZM76 132H77V131H76ZM87 132H89V131H87ZM91 132H92V131H91ZM100 132H101V131H100ZM117 132H118V131H117ZM120 132H121V131H120ZM126 132H128V133H127V135H128V134H129V131H126ZM160 132H161V131H160ZM202 132H203V131H202ZM221 132H222V131H221ZM237 132H238V131H237ZM237 132H236V133H237ZM240 132H241V131H240ZM252 132H253V131H252ZM49 133H50V132H49ZM53 133H54V132H53ZM92 133H94V132H92ZM147 133H148V132H147ZM151 133H152V132H151ZM153 133H154V132H153ZM156 133H158V132L156 131ZM168 133H169V132H168ZM181 133H182V132H181ZM199 133H200V132H199ZM230 133H231V132H230ZM253 133H254V132H253ZM255 133H256V132H255ZM2 134H3V133H2ZM2 134H1V135H2ZM25 134H27V133H25ZM25 134H24L23 138L27 136V135H25ZM47 134H48V133H47ZM51 134H52V133H51ZM51 134H50V136H49L50 139H51ZM55 134H56V133H55ZM57 134H58V133H57ZM62 134H63V131H62ZM76 134H77V133H76ZM82 134H83V133H82ZM89 134H90V133H89ZM97 134H98V133H97ZM106 134H108V133H106ZM109 134H111V133H109ZM121 134H122V132H121ZM171 134H172V133H171ZM176 134H177V133H176ZM182 134H183V133H182ZM216 134H217V133H216ZM223 134H225V133L223 132ZM228 134H229V133H228ZM3 135H6V134H3ZM11 135H12V134H11ZM44 135H45V134H44ZM58 135H60V134H58ZM86 135H87V134H86ZM127 135H126V136H127ZM130 135H132V134H130ZM156 135H157V134H156ZM238 135H239V134H238ZM87 136H88V135H87ZM87 136H86V137L84 136L83 138H86V139L88 140ZM98 136H100V135H98ZM98 136H97V137H98ZM117 136H119V134H118ZM159 136H161V135H159ZM163 136H164V135H163ZM251 136H252V135H251ZM5 137H7V135H6ZM57 137H58V136H57ZM65 137H66V136H65ZM70 137H71V136H70ZM78 137H79V136H77V138H78ZM108 137H109V136H108ZM127 137H129V136H127ZM170 137H171V136H170ZM181 137H183V136H181ZM187 137H188V136H187ZM187 137H186V139H187ZM223 137H224V136H223ZM244 137H245V136H244ZM260 137H261V136H260ZM262 137H263V136H262ZM2 138H3V137H2ZM2 138H0V139H2ZM26 138L28 139V138H30V137H26ZM61 138H63V137H61ZM75 138H76V137H75ZM75 138H74V139H75ZM89 138H92V137H89ZM113 138H114V137H113ZM144 138H145V137H144ZM146 138H147V137H146ZM157 138H158V137H157ZM159 138H160V137H159ZM199 138H200V137H199ZM231 138H232V137H231ZM252 138H253V137H252ZM34 139H36V138H34ZM53 139H54V138H53ZM79 139H80V138H79ZM99 139H100V138H99ZM119 139H120V138H119ZM121 139H122V138H121ZM123 139H124V138H123ZM123 139H122V140H123ZM186 139H185V140H186ZM238 139H239V138H238ZM244 139H246V137H245ZM258 139H260V138H258ZM258 139H257V140H258ZM20 140H21V139H20ZM65 140H66V139H65ZM67 140H68V139H67ZM83 140H84V139H83ZM90 140L92 141V139H90ZM93 140H94V139H93ZM95 140H96V139H95ZM105 140H106V139H104V141H105ZM111 140H112V139H111ZM130 140H131V139H130ZM150 140H151V139H150ZM161 140H162V139H161ZM168 140H169V138H168ZM195 140H196V139H195ZM200 140H201V139H200ZM207 140H208V139H207ZM246 140H248V139H246ZM261 140H262V139H260V141H261ZM22 141H23V140H22ZM25 141H26V140H24V142H25ZM58 141H60V139H59ZM74 141H75V140H73V142H74ZM76 141H77V140H76ZM79 141H80V140H79ZM85 141H86V140H84V142H85ZM106 141H108V140H106ZM109 141H110V140H109ZM123 141H124V140H123ZM134 141H135V140H134ZM156 141H157V140H156ZM159 141H160V140H159ZM197 141H198V140H197ZM197 141H196V142H197ZM231 141H232V140H231ZM236 141H237V138H236ZM236 141H235V142H236ZM258 141H259V140H258ZM258 141H257V142H258ZM260 141H259V142H260ZM26 142H27V141H26ZM31 142H32V140H31ZM31 142H30V143H31ZM33 142H35V140H34ZM61 142H62V141H61ZM80 142H81V141H80ZM84 142H83V143H84ZM94 142H95V141H94ZM117 142H118V140H117ZM132 142H133V141H132ZM139 142H140V141H139ZM139 142H138V143H139ZM157 142H158V141H157ZM157 142H156V145H157ZM164 142H165V140H164ZM226 142H227V141H226ZM235 142H234V143H235ZM250 142H251V141H250ZM262 142H263V141H262ZM262 142H261V143H262ZM3 143H4V142H3ZM3 143H1V144H3ZM13 143H14V142H13ZM64 143H65V142H64ZM67 143H68V142H67ZM69 143H70V142H69ZM77 143H78V142H77ZM77 143H76V144H77ZM102 143H103V142H102ZM120 143H121V142H120ZM125 143H126V142H125ZM125 143H124V144H125ZM153 143H154V142H153ZM162 143H163V142H162ZM168 143H170V142H168ZM180 143H181V142H180ZM198 143H199V142H198ZM200 143L202 144V142H200ZM209 143H210V142H209ZM263 143H264V142H263ZM35 144H36V143H35ZM38 144H39V143H38ZM38 144H37V145H38ZM52 144H54V143H52ZM61 144H62V143H61ZM61 144H60V145H61ZM65 144H66V143H65ZM76 144H75V145H76ZM95 144H96V143H95ZM100 144H101V143H100ZM111 144H112V143H111ZM113 144H114V143H113ZM113 144H112V145H113ZM158 144H159V143H158ZM193 144H194V143H193ZM253 144H254V143H253ZM255 144H256V143H255ZM257 144H258V143H257ZM5 145H6V144H5ZM8 145H9V144H8ZM10 145H11V144H10ZM28 145H29V144H28ZM40 145H43V144L41 143ZM60 145H58V146H60ZM89 145H90V143H89ZM97 145H98V144H97ZM108 145H109V144H108ZM120 145L123 146V143L120 144ZM120 145L117 146V147H120ZM167 145L170 146L169 144H167ZM209 145H210V144H209ZM248 145H249V144H248ZM248 145H247V148L249 147ZM259 145H260V144H258V146H259ZM261 145H262V144H261ZM45 146H46V145H45ZM55 146H56V145H55ZM62 146H63V145H62ZM62 146H60V147H62ZM65 146H66V145H65ZM73 146H74V145H73ZM84 146H85V145H84ZM95 146H96V145H95ZM95 146H94V147H95ZM189 146H190V145H189ZM189 146H188V147H189ZM212 146H213V145H212ZM255 146H256V145H255ZM3 147H4V146H3ZM13 147H14V146H13ZM21 147H22V146H21ZM28 147H31V146H28ZM32 147H33V146H32ZM67 147H68V145H67ZM77 147H78V146H77ZM79 147H80V146H79ZM94 147H93V148H94ZM106 147H108V146L106 145ZM110 147H111V146H110ZM117 147H116V148H117ZM125 147H126V146H125ZM142 147H143V146H142ZM160 147H161V146H160ZM173 147H174V146H173ZM173 147H172V148H173ZM193 147H194V146H193ZM203 147H204V146H203ZM210 147H211V146H210ZM4 148H5V147H4ZM10 148H11V146H10ZM46 148H47V147H46ZM50 148H51V147H50ZM55 148H56V147H55ZM57 148H58V147H57ZM86 148H88V146H87ZM89 148H90V147H89ZM121 148H122V147H121ZM123 148H124V147H123ZM170 148H171V147H170ZM170 148H169V151H170ZM181 148H183V146H182ZM185 148H186V147H185ZM215 148H216V147H215ZM236 148H237V147H236ZM239 148H240V147H239ZM239 148H238V149H239ZM249 148H250V147H249ZM249 148H248V149H249ZM2 149H3V148H2ZM65 149H66V148H65ZM68 149H70V146L68 147ZM71 149H72V148H71ZM74 149H75V146H74ZM90 149H91V148H90ZM105 149H106V148H105ZM176 149H177V147H176ZM189 149H191V148H189ZM201 149H202V148H201ZM210 149H211V148H210ZM221 149H222V148H221ZM243 149H244V148H243ZM250 149H251V148H250ZM263 149H264V148H263ZM4 150H5V149H4ZM10 150H11V149H10ZM10 150H9V151H10ZM31 150H32V149H31ZM42 150H43V149H42ZM45 150H46V149H45ZM57 150H61V148L56 149V151H57ZM79 150H80V149H79ZM119 150H120V149H119ZM134 150H136V149H134ZM146 150H147V149H146ZM153 150H154V149H153ZM161 150H162V148H161ZM179 150H180V148H179ZM193 150H194V148H193ZM224 150H225V149H224ZM246 150H247V149H246ZM260 150H261V148H260ZM13 151H14V150H13ZM43 151H44V150H43ZM61 151H62V150H61ZM90 151H91V150H90ZM123 151H124V150H123ZM131 151L133 152V149H132ZM131 151H130V152H131ZM137 151H138V150H136V152H137ZM139 151H140V150H139ZM180 151H181V150H180ZM183 151H184V150H183ZM183 151H182V152H183ZM212 151H213V150H212ZM226 151H227V149H226ZM243 151H244V150H243ZM248 151H249V150H248ZM252 151H254V150H252ZM10 152H11V151H10ZM39 152H40V151H39ZM39 152H38V153H39ZM47 152H49V150H48ZM47 152H45V153H47ZM64 152H65V151H64ZM71 152H72V151H71ZM80 152H81V151H80ZM82 152H83V151H82ZM99 152H101V151H99ZM99 152H98V153H99ZM114 152H115V151H114ZM151 152H152V151H151ZM184 152H185V151H184ZM189 152H191V151H189ZM222 152H223V151H222ZM234 152H235V151H234ZM241 152H242V151H241ZM6 153H7V152H6ZM12 153H14V152H12ZM12 153H11V154H12ZM18 153H19V152H18ZM27 153H28V152H27ZM34 153H35V151H34ZM91 153H92V152H91ZM98 153H97V154H98ZM144 153H145V151H144ZM165 153H166V152H165ZM191 153H192V152H191ZM224 153H225V152H224ZM235 153H236V152H235ZM235 153H234V154H235ZM248 153H249V152H248ZM251 153H252V152H251ZM256 153H257V152H256ZM263 153H264V152H263ZM19 154H21V153H19ZM24 154H25V153H24ZM50 154H52V153L50 152ZM55 154L57 155V153H55ZM55 154H53V155H55ZM68 154H70V153H68ZM118 154H119V153H118ZM118 154H117V155H118ZM136 154H137V153H136ZM136 154H135V155H136ZM141 154H142V153H141ZM167 154H168V153H167ZM173 154H174V153H173ZM175 154H176V153H175ZM195 154H196V153H194V156H195ZM221 154H222V153H221ZM221 154H220V156H221ZM244 154H245V153H244ZM1 155H2V154H1ZM27 155H28V154H27ZM27 155H26V156H27ZM45 155H46V154H45ZM56 155H55V156H56ZM146 155H147V154H146ZM165 155H166V154H165ZM177 155H178V154H177ZM183 155H184V154H183ZM190 155H191V154H190ZM225 155H226V154H225ZM236 155H237V153H236ZM239 155H240V154H239ZM248 155H249V154H248ZM257 155H258V153H257ZM15 156H16V155H15ZM30 156H31V155H30ZM41 156H42V155H41ZM41 156H40V157H41ZM47 156H48V155H47ZM49 156H50V155H49ZM62 156H64V155H61V157H62ZM81 156H82V155H81ZM88 156H89V155H88ZM119 156H120V155H119ZM132 156H133V155H132ZM138 156H140V155H139V152H138ZM171 156H172V155H171ZM188 156H189V154H188ZM188 156H187V157H188ZM223 156H224V155H223ZM227 156H228V155H227ZM237 156H238V155H237ZM249 156H250V155H249ZM249 156H248V158H249ZM260 156H261V153H260ZM18 157H19V156H18ZM23 157H24V156H23ZM85 157H86V156H85ZM85 157H84V158H85ZM102 157H103V156H102ZM104 157H105V155H104ZM120 157H121V156H120ZM135 157H136V156H135ZM173 157H174V156H173ZM178 157H179V156H178ZM183 157H184V156H183ZM183 157H182V158H183ZM195 157H196V156H195ZM195 157H194V158H195ZM200 157H201V156H200ZM200 157H199V158H200ZM212 157H213V156H212ZM215 157H216V156H215ZM225 157H226V156H225ZM229 157H230V156H229ZM233 157H235V156H233ZM238 157H239V156H238ZM238 157H237V158H238ZM250 157H252V156H250ZM11 158H12V157H11ZM15 158H16V157H15ZM160 158H161V157H160ZM168 158H169V157H168ZM185 158H186V156H185ZM185 158H184V159H185ZM197 158H198V157H197ZM202 158H203V157H202ZM202 158H200V159H202ZM210 158H211V157H210ZM254 158H255V157H254ZM259 158H260V157H259ZM27 159H29V158H27ZM41 159H42V158H40V159H38V160H41ZM49 159H50V158H49ZM88 159H89V158H88ZM177 159H178V158H177ZM206 159H208V158H205V160H206ZM211 159H212V158H211ZM211 159H210V160H211ZM213 159H214V158H213ZM239 159H240V158H239ZM262 159H263V157H262ZM12 160H13V158H12ZM24 160H25V159H24ZM33 160H34V159H33ZM35 160H36V159H35ZM38 160H37V161H38ZM43 160H44V159H43ZM51 160H52V158H51ZM60 160H61V159H60ZM89 160H90V159H89ZM96 160H97V159H96ZM105 160H106V158H105ZM187 160H188V159H187ZM208 160H209V159H208ZM215 160H216V159H215ZM230 160H231V158H230ZM240 160H241V159H240ZM250 160H251V159H250ZM37 161H34V163L37 162ZM47 161H48V160H47ZM49 161H50V160H49ZM53 161H54V160H53ZM66 161H67V160H66ZM84 161L86 162V160H84ZM103 161H104V160H103ZM129 161H130V160H129ZM221 161H223V160H221ZM242 161H243V160H242ZM244 161H245V160H244ZM244 161H243V162H244ZM32 162H33V161H32ZM41 162H42V161H41ZM67 162H68V161H67ZM71 162H72V161H71ZM85 162H84V163H85ZM105 162H106V161H105ZM164 162H165V161H164ZM164 162H163V163H164ZM203 162H205V161H203ZM207 162H208V161H207ZM218 162H219V161H217L216 163L218 164ZM224 162H225V161H224ZM237 162H238V161H237ZM248 162H250V161H248ZM1 163H4V162H1ZM20 163H21V162H20ZM43 163H45V162H43ZM51 163H52V161H51ZM55 163H56V162H55ZM69 163H70V162H69ZM86 163H87V162H86ZM113 163H114V162H113ZM163 163L160 162V164H163ZM168 163H169V162H168ZM171 163H172V162H171ZM191 163H192V162H191ZM205 163H206V162H205ZM238 163H239V162H238ZM238 163H237V165H238ZM241 163H242V162H241ZM22 164H23V163H22ZM35 164H36V163H35ZM40 164H41V163H40ZM60 164L62 165V164H64V163H60ZM65 164H66V163H65ZM89 164H90V163H89ZM102 164H103V163H102ZM116 164H117V163H116ZM135 164L138 165L137 162H136ZM160 164H159V165H160ZM164 164H166V163H164ZM164 164H163V165H164ZM169 164H170V163H169ZM192 164H194V163H192ZM213 164H214V163H213ZM217 164H216V166H218ZM219 164H220V163H219ZM233 164H234V165H232V163H231L232 166H235V162H234ZM242 164H243V163H242ZM2 165H4V164H2ZM32 165H33V164H32ZM43 165H44V164H43ZM43 165H42V166H43ZM47 165H48V163H47ZM70 165H71V164H70ZM93 165H94V164H93ZM93 165H92V167H93ZM144 165H145V164H144ZM146 165H147V164H146ZM220 165H221V164H220ZM224 165H225V164H224ZM226 165H228V163H227ZM245 165H246L245 167H247L248 164H245ZM7 166H8V167H9V166L12 167L11 165H7ZM25 166H26V165H25ZM29 166H30V165H29ZM35 166H36V168H37V167H39L40 165H35ZM45 166H46V165H45ZM52 166H53V165H52ZM54 166H55V164H54ZM56 166H57V165H56ZM58 166H59V162H58ZM106 166H107V165H106ZM148 166H149V165H148ZM164 166H165V165H164ZM238 166L240 167V165H238ZM254 166H255V165H254ZM0 167H1V166H0ZM17 167H18V166H17ZM27 167H28V166H27ZM27 167H26V168H27ZM30 167H31V166H30ZM61 167H62V166H61ZM92 167H91V168H92ZM190 167H192V165H191ZM224 167H225V166H224ZM224 167H223V169H224ZM226 167H227V166H226ZM229 167H230V166H229ZM12 168H13V167H12ZM18 168H19V167H18ZM22 168H23V167H22ZM24 168H25V167H24ZM34 168H35V167H34ZM50 168H51V167H50ZM52 168H53V167H52ZM93 168H94V167H93ZM106 168H107V167H106ZM160 168H161V166H160ZM163 168H164V167H163ZM166 168H167V167H166ZM217 168H218V167H217ZM217 168H216V169H217ZM227 168H228V167H227ZM234 168H235V167H234ZM253 168H254V167H253ZM253 168H252V169H253ZM1 169H2V167H1ZM37 169H38V168H37ZM43 169H44V168H43ZM48 169H49V168H48ZM54 169H55V168H54ZM66 169H67V168H66ZM72 169H73V168H72ZM89 169H90V168H89ZM97 169H98V167H97ZM99 169H102V167L99 168ZM114 169H115V168H114ZM144 169H145V168H144ZM153 169H154V167H153ZM155 169H156V168H155ZM155 169H154V170H155ZM213 169H214V168H213ZM221 169H222V168H221ZM231 169H232V168H231ZM231 169H230V171H231ZM236 169H237V168H236ZM252 169H251V170H252ZM5 170H6V169H5ZM16 170H17V169H16ZM32 170H35V169L32 168ZM40 170H41V169H40ZM40 170H39V171H40ZM49 170H50V169H49ZM60 170H61V169H60ZM90 170H91V169H90ZM106 170H108V169H106ZM165 170H166V169H165ZM211 170H212V169H211ZM211 170H210V171H211ZM217 170H219V169H217ZM217 170H216V171H217ZM240 170H241V169H240ZM244 170H245V169H244ZM244 170H243V171H244ZM248 170H249V169H248ZM248 170H247V171H248ZM29 171H30V168H29ZM67 171H68V169H67ZM95 171H96V170H95ZM102 171H103V170H102ZM110 171H111V170H110ZM117 171H118V169H117ZM216 171H214L213 173L215 174ZM252 171H254V170H252ZM258 171H260V170H258ZM261 171H262V170H261ZM10 172H11V171H10ZM21 172H23V171H21ZM24 172H25V171H24ZM27 172H28V171H27ZM35 172H37V170H36ZM40 172H41V171H40ZM73 172H74V171H73ZM96 172H97V171H96ZM100 172H101V171H100ZM103 172H105V171H103ZM107 172H108V171H107ZM111 172H112V171H111ZM140 172H141V171H140ZM159 172H160V171H159ZM166 172H167V170H166ZM186 172H187V171H186ZM223 172H224V171H223ZM226 172H227V171H226ZM241 172H242V171H241ZM241 172H240V173H241ZM248 172H250V171H248ZM15 173H16V172H15ZM32 173H33V172H32ZM38 173H39V172H38ZM85 173H87V172H85ZM88 173H89V172H88ZM98 173H99V172H98ZM112 173H113V172H112ZM115 173H116V172H115ZM129 173H130V172H129ZM147 173L149 174V172H147ZM160 173H161V172H160ZM0 174H1V173H0ZM2 174H3V173H2ZM2 174H1V175H2ZM17 174H18V173H17ZM23 174H24V173H23ZM26 174H27V173H25L24 175L26 176ZM41 174H42V173H41ZM41 174H40V175H41ZM51 174H52V173H51ZM56 174H57V173H56ZM59 174H60V173H59ZM75 174H76V173H75ZM89 174H90V173H89ZM163 174H164V173H163ZM166 174H167V173H166ZM207 174H208V173H207ZM209 174H211V173H209ZM216 174H217V173H216ZM237 174H238V173H237ZM255 174H256V173H255ZM258 174H259V173H258ZM27 175H28V174H27ZM30 175H32V174H30ZM33 175H34V174H33ZM40 175H38V176H40ZM67 175H68V174H67ZM103 175H104V174H103ZM108 175H110V174L108 173ZM112 175L115 176V174H112ZM120 175H121V174H120ZM122 175H123V174H122ZM124 175H126V174H124ZM248 175H249V174H248ZM251 175H252V174H251ZM2 176H3V175H2ZM22 176H23V175H22ZM28 176H29V175H28ZM43 176H44V174H43ZM47 176H48V175H47ZM73 176H74V175H73ZM84 176H85V175H84ZM100 176H102V175L100 174ZM100 176L98 177V179L100 178ZM165 176H166V175H165ZM209 176H210V175H208V177H209ZM262 176H264V175H262ZM14 177H15V176H14ZM26 177H27V176H26ZM52 177H53V176H52ZM111 177H112V176H111ZM139 177H140V176H139ZM155 177H156V176H155ZM215 177H216V176H215ZM22 178H25V177H22ZM30 178L32 179V177H30ZM36 178H37V177H36ZM49 178H50V177H49ZM105 178H106V177H105ZM120 178H121V177H120ZM120 178H119V179H120ZM127 178H128V177H127ZM224 178H225V177H224ZM257 178H258V176H257ZM4 179H5V178H4ZM11 179H12V178H11ZM55 179H57V178H55ZM58 179H59V178H58ZM60 179H61V178H60ZM62 179H63V178H62ZM101 179H102V181L104 180L103 178H101ZM109 179H110V178H109ZM115 179H116V178H115ZM119 179H118V180H119ZM124 179H125V176H124ZM124 179H122V180H124ZM131 179H132V178H130V180H131ZM186 179H187V178H186ZM186 179H185V180H186ZM208 179H209V178H208ZM215 179H216V178H215ZM217 179H218V178H217ZM220 179H221V177H220ZM233 179H234V177H233ZM238 179H239V178H238ZM25 180H26V178H25ZM28 180H29V179H28ZM33 180H35V179H33ZM33 180H31V181H33ZM49 180H50V179H49ZM66 180H67V179H66ZM68 180L70 181V177L68 178ZM75 180H76V179H75ZM86 180H87V179H86ZM96 180H97V179H96ZM106 180H107V179H106ZM113 180H114V179H113ZM206 180H207V179H206ZM209 180H210V179H209ZM209 180H208V181H209ZM251 180H252V179H251ZM260 180H261V179H260ZM31 181H30V182H31ZM47 181H48V180H47ZM57 181H58V180H57ZM60 181H61V180H60ZM73 181H74V180H73ZM81 181H82V180H81ZM83 181H84V180H83ZM83 181H82V182H83ZM88 181H89V180H88ZM94 181H95V180H94ZM111 181H112V180H111ZM116 181H117V180H116ZM116 181H115V182H116ZM120 181H121V180H120ZM237 181H238V180H237ZM237 181H236V182H237ZM255 181H257V180H255ZM258 181H259V180H258ZM9 182H11V181H9ZM20 182H21V181H20ZM23 182H24V179H23ZM44 182H45V181H44ZM58 182H59V181H58ZM89 182H90V181H89ZM96 182H98V181H96ZM106 182H107V181H106ZM122 182H123V181H122ZM139 182H140V181H139ZM205 182H206V181H205ZM243 182H244V181H243ZM243 182H242V183H243ZM253 182H254V180H253ZM3 183H4V182H3ZM7 183H8V182H7ZM11 183H12V182H11ZM47 183H50V182H47ZM53 183H56V181H55V182L53 181ZM65 183H66V181H65ZM77 183H78V182H77ZM79 183H81V182H79ZM104 183H105V181H104ZM113 183H114V182H113ZM117 183H118V182H117ZM230 183H231V182H230ZM230 183H228V184H230ZM232 183H233V182H232ZM238 183H239V182H238ZM0 184H1V182H0ZM14 184H15V183H14ZM23 184H24V183H23ZM58 184H59V183H58ZM70 184H71V183H70ZM115 184H116V183H115ZM122 184H123V183H122ZM125 184H126V183H125ZM125 184H123V186H124ZM141 184H142V183H141ZM164 184H165V183H164ZM182 184H183V183H182ZM206 184H207V183H206ZM235 184H236V183H235ZM250 184H251V183H250ZM3 185H4V184H3ZM5 185H6V184H5ZM36 185H37V184H36ZM38 185H39V184H38ZM38 185H37V186H38ZM41 185H42V184H41ZM41 185H40V186H41ZM43 185H44V184H43ZM43 185H42V186H43ZM49 185H53V184H49ZM60 185H61V184H60ZM72 185H73V184H72ZM79 185H80V184H79ZM103 185H104V184H103ZM106 185H107V184H106ZM106 185H105V186H106ZM169 185H170V184H169ZM179 185H180V183H179ZM216 185H217V184H216ZM220 185H221V184H220ZM231 185H232V184H231ZM14 186H16V185H14ZM17 186H18V185H17ZM69 186H70V185H69ZM114 186H115V185H114ZM170 186H171V185H170ZM213 186H214V185H213ZM213 186H212V187H213ZM224 186H225V185H224ZM229 186H230V185H229ZM251 186H252V185H251ZM29 187H31V186L29 185ZM33 187H34V186H33ZM46 187H48V186H46ZM50 187H51V186H50ZM56 187H57V186H56ZM58 187H59V185H58ZM61 187H62V185H61ZM72 187H73V186H72ZM81 187H82V186H81ZM118 187H119V186H118ZM144 187H145V186H144ZM163 187H164V186H163ZM180 187H181V186H180ZM214 187H215V186H214ZM237 187H238V186H237ZM239 187H240V186H239ZM27 188H28V186H27ZM34 188H35V187H34ZM68 188H69V187H68ZM96 188H97V187H96ZM106 188H107V187H106ZM106 188H105V189H106ZM128 188H129V187H128ZM130 188H131V187H130ZM216 188H217V187H216ZM219 188H220V187H219ZM223 188H225V187H223ZM235 188H236V187H235ZM0 189H1V188H0ZM22 189H23V188H22ZM39 189H40V188H39ZM53 189H54V188H53ZM64 189H65V188H64ZM74 189H75V188H74ZM82 189H83V188H82ZM172 189H173V188H172ZM179 189H180V188H179ZM217 189H218V188H217ZM248 189H249V187H248ZM1 190L3 191V189H1ZM31 190H32V189H31ZM33 190H34V189H33ZM42 190H44V189H42ZM42 190H41V191H42ZM47 190H48V189H47ZM49 190H50V189H49ZM103 190H104V188H103ZM114 190H115V189H114ZM134 190H135V189H134ZM138 190H139V189H138ZM157 190H158V188H157ZM206 190H207V189H206ZM226 190H227V189H226ZM233 190H235V189H233ZM239 190H241V189H239ZM22 191H23V190H22ZM54 191H55V189H54ZM82 191H83V190H82ZM109 191H110V190H108V192H109ZM117 191H118V190H117ZM172 191H173V190H172ZM227 191H228V190H227ZM229 191H230V189H229ZM229 191H228V192H229ZM241 191H242V190H241ZM4 192H6V191H4ZM23 192H24V191H23ZM43 192H44V191H43ZM45 192H46V191H45ZM55 192H56V191H55ZM58 192H59V191H58ZM60 192H61V189H60ZM63 192H64V191H63ZM73 192H74V191H73ZM76 192H77V191H76ZM108 192H107V193H108ZM112 192H113V191H112ZM112 192H111V193H112ZM162 192H163V191H162ZM214 192H215V190H214ZM233 192H234V191H233ZM9 193L12 194V192H9ZM37 193H38V192H37ZM47 193H48V192H47ZM49 193H50V191H49ZM53 193H54V192H53ZM53 193H52V194H53ZM116 193H117V192H116ZM119 193H120V191H119ZM122 193H123V192H122ZM122 193H121V194H122ZM177 193H178V191H177ZM206 193H207V192H206ZM219 193H220V191H219ZM236 193H237V192H236ZM239 193H240V192H239ZM2 194H3V193H2ZM4 194H5V193H4ZM25 194H27V191H26ZM30 194H31V193H30ZM41 194H42V193H41ZM100 194H101V193H100ZM113 194H114V193H113ZM175 194H176V193H175ZM200 194L202 195V193H200ZM230 194H232V192H231ZM5 195H7V193H6ZM13 195H14V194H13ZM23 195H24V193H23ZM23 195H21V196H23ZM35 195H36V194H35ZM37 195H39V194H37ZM54 195H55V194H54ZM74 195H75V194H74ZM101 195H102V194H101ZM151 195H152V194H151ZM155 195H157V194H155ZM207 195H209V194H207ZM210 195H211V194H210ZM2 196H3V195H1V197H2ZM9 196H10V195H9ZM9 196L7 197V199L11 197V196H10V197H9ZM14 196H15V195H14ZM17 196H18V195H17ZM24 196H26V195H24ZM32 196H33V195H32ZM48 196H49V195H48ZM99 196H100V195H99ZM110 196H111V195H110ZM123 196H124V194H123ZM204 196H205V195H204ZM228 196H229V194H228ZM262 196H263V195H262ZM262 196H261V197H262ZM1 197H0V198H1ZM12 197H13V196H12ZM12 197H11V198H12ZM36 197H37V196H36ZM41 197L43 198L44 196H41ZM71 197H72V195H71ZM79 197H80V196H79ZM217 197H218V196H217ZM225 197H226V194H225ZM229 197H230V196H229ZM246 197H247V196H246ZM3 198H5V197H3ZM13 198H14V197H13ZM16 198H18V197H16ZM26 198H27V197H26ZM39 198H40V197H39ZM75 198H76V197H75ZM99 198H100V197H99ZM99 198H98V199H99ZM108 198H109V197H108ZM115 198L118 199L116 196H115ZM213 198H214V197H213ZM233 198H234V197H233ZM238 198H239V197H238ZM240 198H242V197H240ZM240 198H239V200H240ZM249 198H250V197H249ZM253 198H254V197H253ZM18 199H19V198H18ZM36 199H37V198H36ZM45 199H46V197H45ZM45 199H41V200L44 201ZM109 199H110V198H109ZM174 199H176V198H174ZM229 199H230V198H229ZM229 199H228V200H229ZM236 199H237V198H236ZM255 199H256V198H255ZM12 200L15 201L14 199H12ZM19 200H20V199H19ZM19 200H18V202H19ZM27 200L30 201L29 199H27ZM39 200H40V199H39ZM49 200H51V199H49ZM78 200H79V199H78ZM91 200H92V199H91ZM198 200H199V199H198ZM213 200H214V199H213ZM249 200H250V199H249ZM10 201H11V200H10ZM28 201H27V202H28ZM36 201H37V200H36ZM43 201H42L41 203H43ZM73 201H74V200H73ZM117 201H118V200H117ZM125 201H126V200H125ZM229 201H230V200H229ZM241 201H243V200L241 199ZM244 201H245V200H244ZM255 201H258V200L256 199ZM23 202H24V201H23ZM30 202H31V201H30ZM30 202H29L28 206L30 205ZM33 202H34V200H33ZM33 202H32V203H33ZM49 202H52V201H49ZM49 202H48V206L50 205ZM174 202H175V201H174ZM251 202H252V201H251ZM263 202H264V201H263ZM2 203H3V202H2ZM4 203H5V201H4ZM8 203H9V201H8ZM34 203H36V202H34ZM46 203H47V202H45V204H46ZM52 203H53V202H52ZM58 203H59V202H58ZM87 203H88V202H87ZM177 203H178V202H177ZM208 203H209V202H208ZM232 203H233V202H232ZM235 203H236V202H235ZM235 203H234V204H235ZM237 203H238V202H237ZM254 203H255V202H254ZM258 203H259V201H258ZM260 203H261V202H260ZM5 204H6V203H5ZM18 204H19V203H18ZM18 204H17V205H18ZM37 204H38V205H37ZM37 204H36L37 206H40V205H39V204H40V201H39V203H37ZM69 204H70V203H68L67 206H68ZM89 204H90V203H89ZM163 204H164V203H163ZM215 204H216V203H215ZM243 204H244V203H243ZM250 204H251V203H250ZM41 205H42V204H41ZM56 205H57V204H56ZM91 205H92V204H91ZM171 205H172V204H171ZM237 205H238V208H240V207H239V204H237ZM262 205H263V204H262ZM262 205H261V206H262ZM9 206H10V205H9ZM12 206H13V204H12ZM12 206H11V207H12ZM14 206H16V205L14 204ZM24 206H25V205H24ZM31 206H32V205H31ZM34 206H35V205H34ZM54 206H55V205H54ZM76 206H78V204H77ZM192 206H193V205H192ZM199 206H200V205H199ZM235 206H236V204H235ZM19 207H20V206H19ZM29 207H30V206H29ZM32 207H33V206H32ZM41 207H42V206H41ZM41 207L39 208V210L41 209ZM52 207H53V206H52ZM56 207H57V206H56ZM94 207H95V206H94ZM175 207H177V206H175ZM179 207H180V206H179ZM241 207H242V205H241ZM0 208H1V207H0ZM6 208H8V207H6ZM16 208H18V207H16ZM47 208H48V207H47ZM69 208H70V206H69ZM84 208H85V207H84ZM243 208H244V207H243ZM2 209H3V208H2ZM10 209H11V208H10ZM24 209H25V207H24ZM24 209H23V210H24ZM29 209H30V208H29ZM35 209H37V208L35 207ZM60 209H62V207H61ZM249 209H251V208H249ZM260 209H261V208H260ZM17 210H18V209H17ZM26 210H27V209H26ZM30 210H31V209H30ZM33 210H34V209H33ZM70 210H71V208H70ZM123 210H124V209H123ZM143 210H144V209H143ZM169 210H170V209H169ZM169 210H168V211H169ZM244 210H245V209H244ZM244 210H243V211H244ZM254 210H255V209H254ZM262 210H263V209H262ZM7 211H8V210H7ZM36 211H37V210H36ZM54 211H55V210H54ZM80 211H82V210H80ZM111 211H112V210H111ZM125 211H126V210H125ZM179 211H180V210H179ZM1 212H2V211H1ZM3 212L5 213L6 211H3ZM27 212H29V211H27ZM49 212H50V211H49ZM51 212H52V210H51ZM51 212H50V213H51ZM58 212H59V211H58ZM85 212H86V211H85ZM171 212H172V211H171ZM246 212H248V211L246 210ZM251 212H252V211H251ZM257 212H258V211H257ZM18 213H19V212H18ZM21 213H22V212H21ZM25 213H26V212H25ZM32 213H33V212H32ZM50 213H48V214H50ZM74 213H75V212H74ZM74 213H73V214H74ZM127 213H128V212H127ZM141 213H142V212H141ZM141 213H140V214H141ZM168 213H169V212H168ZM259 213H260V212H259ZM5 214H6V213H5ZM12 214H14V213H12ZM12 214L10 213V215H12ZM22 214H23V213H22ZM27 214H29V213H27ZM34 214H35V213H34ZM40 214H41V213H40ZM43 214H44V213H43ZM43 214H42V215H43ZM52 214H53V212H52ZM56 214H57V213H56ZM56 214H55V215H56ZM138 214H139V213H138ZM146 214H147V213H146ZM166 214H167V213H166ZM179 214H180V213H178V215H179ZM241 214H242V213H241ZM253 214H254V213H253ZM6 215L8 216V214H6ZM17 215H18V214H17ZM20 215H21V214H20ZM30 215H31V214H30ZM71 215H72V214H71ZM87 215H89V214H87ZM225 215H227V214H225ZM2 216H3V215H2ZM7 216H6V217H7ZM13 216H14V215H13ZM15 216H16V215H15ZM27 216H28V215H27ZM32 216H33V215H32ZM36 216H39V215H36ZM44 216H45V215H43V217H44ZM97 216H99V215H97ZM145 216H146V215H145ZM252 216H253V215H252ZM260 216H261V215H260ZM263 216H264V215H263ZM24 217H25V216H24ZM30 217H31V216H30ZM34 217H35V216H34ZM34 217H33V218H34ZM41 217H42V216H41ZM83 217H84V216H83ZM83 217H82V218H83ZM99 217H101V216H99ZM99 217H98V218H99ZM124 217H125V216H124ZM178 217H179V216H178ZM193 217H194V216H193ZM226 217H227V216H226ZM1 218H4V217H1ZM10 218H11V217H10ZM18 218H19V217H18ZM25 218H26V217H25ZM44 218H45V217H44ZM48 218H49V217H48ZM125 218H126V217H125ZM125 218H124V219H125ZM127 218H128V217H127ZM136 218H137V217H136ZM139 218H140V217H139ZM141 218H142V217H141ZM146 218H148V216H147ZM197 218H198V217H197ZM227 218H228V217H227ZM258 218H259V217H258ZM262 218H263V217H262ZM4 219H5V218H4ZM6 219H8V218H6ZM13 219H14V218H13ZM13 219H12V221H13ZM49 219H50V218H49ZM71 219H72V218H71ZM77 219H78V220H81V219H79V217H78ZM87 219H88V218H87ZM102 219H103V218H102ZM102 219H101V220H102ZM1 220H2V219H1ZM23 220H24V219H23ZM26 220H27V219H26ZM28 220H29V218H28ZM58 220H59V219H58ZM78 220H77V221H78ZM135 220H136V219H135ZM179 220H180V219H179ZM31 221H32V220H31ZM42 221H43V220H42ZM45 221H47V219H46ZM51 221H53V220H51ZM74 221H75V220H74ZM87 221H88V220H87ZM98 221H99V220H98ZM102 221H103V220H102ZM38 222H39V221H38ZM66 222H67V221H66ZM81 222H82V221H81ZM85 222H86V221H85ZM88 222H89V221H88ZM125 222H126V221H125ZM127 222H128V221H127ZM172 222H173V220H172ZM18 223H19V221H18ZM79 223H80V222L78 221V224H79ZM83 223H84V222H83ZM186 223H187V222H186ZM1 224H2V223H1ZM7 224H8V223H7ZM10 224H11V223H10ZM16 224H17V223H16ZM30 224H31V223H30ZM78 224H76V225H78ZM80 224H81V223H80ZM87 224H88V223H87ZM87 224H85V227L87 226ZM93 224H94V223H93ZM127 224H128V223H127ZM131 224H132V223H131ZM134 224H135V223H134ZM139 224H140V223H139ZM174 224H175V223H174ZM212 224H213V223H212ZM14 225H15V224H14ZM22 225H23V224H22ZM74 225H75V223H74ZM94 225H95V224H94ZM129 225H130V224H129ZM132 225H133V224H132ZM136 225H137V224H136ZM136 225H135V226H136ZM199 225H200V224H199ZM202 225H203V224H202ZM221 225H222V224H221ZM9 226H10V225H9ZM17 226H18V225H17ZM56 226H57V225H56ZM82 226H83V225H82ZM90 226H92V225H90ZM124 226H125V225H124ZM173 226H174V225H173ZM173 226H172V227H173ZM204 226H205V225H204ZM10 227H11V226H10ZM50 227H52V226H50ZM53 227H54V226H53ZM61 227H62V226H61ZM74 227H75V226H74ZM74 227H73V228H74ZM76 227H77V226H76ZM87 227H88V226H87ZM93 227H94V226H93ZM93 227H92V228H93ZM99 227H100V226H99ZM139 227H140V226H139ZM196 227H197V226H196ZM202 227H203V226H202ZM207 227H209V225H208ZM216 227H217V226H216ZM225 227H226V226H225ZM0 228H1V226H0ZM8 228H9V227H8ZM11 228H12V229H11L12 232H14V231H15V230H13L14 227H11ZM17 228H18V227H17ZM25 228H28V227H25ZM34 228H35V227H34ZM64 228H65V226H64ZM79 228H80V227H79ZM82 228H83V227H82ZM82 228H81V229H82ZM92 228H91V229H92ZM231 228H232V226H231ZM19 229H20V228H19ZM31 229H32V228H31ZM31 229H29V230H31ZM36 229H37V226H36ZM40 229H42V228H40ZM46 229H47V228H45V230H46ZM49 229H50V228H49ZM57 229H58V228H57ZM60 229H61V228H60ZM208 229H209V228H208ZM33 230H35V229H33ZM63 230H64V232H65V229H62V231H63ZM66 230H68V229H66ZM73 230H74V229H73ZM173 230H174V229H173ZM179 230H180V229H179ZM213 230H214V229H213ZM213 230H212V231H213ZM216 230H217V229H216ZM2 231H3V228L1 229V232H2ZM47 231H48V230H47ZM49 231H50V230H49ZM55 231H56V230H55ZM55 231H54V232H55ZM57 231H58V230H57ZM68 231H69V230H68ZM76 231H77V228H76ZM101 231H102V230H101ZM101 231H100V232H101ZM159 231H160V230H159ZM198 231H199V230H198ZM5 232H6V231H5ZM21 232H22V231H21ZM35 232H36V230H35ZM35 232H34V233H35ZM41 232H42V231H41ZM41 232H40V237H41ZM58 232H60V231H58ZM89 232H90V231H89ZM93 232H95V231H93ZM209 232H210V229H209ZM216 232H218V231H216ZM216 232H213V233H216ZM224 232H225V231H224ZM224 232H223V233H224ZM9 233H10V232H9ZM14 233H16V232H14ZM36 233H37V232H36ZM52 233H53V232H52ZM56 233H57V232H55V235H57V234L60 235V234H61V233H60V234H59V233L56 234ZM75 233H76V232H75ZM84 233H85V232H84ZM95 233H96V232H95ZM95 233H94V234H95ZM211 233H212V232H211ZM211 233H210V234H211ZM12 234H13V233H11V235H12ZM37 234H38V233H37ZM49 234H50V233H49ZM49 234H47V235L49 236ZM53 234H54V233H53ZM62 234H63V233H62ZM62 234H61V235H62ZM68 234H69V233H68ZM70 234H71V233H70ZM72 234H73V233H72ZM76 234H77V233H76ZM79 234H80V233H79ZM79 234H78V235H79ZM86 234H88V231H87ZM86 234H85V235H86ZM116 234H117V233H116ZM127 234H129V233H127ZM166 234H167V233H166ZM218 234H219V233H218ZM220 234H221V233H220ZM220 234H219V235H220ZM13 235H14V234H13ZM13 235H12V236H13ZM21 235H22V234H21ZM29 235H30V234H29ZM38 235H39V234H38ZM58 235H57V236H58ZM64 235H65V234H64ZM66 235H67V234H66ZM66 235H65V236H66ZM83 235H84V234H83ZM83 235H81V236H83ZM88 235H89V234H88ZM99 235H100V234H99ZM198 235H199V234H198ZM203 235H204V234H203ZM3 236H4V234H3ZM3 236H2V233H1V237H3ZM33 236L36 237V234L33 235ZM45 236H46V235H45ZM50 236H51V235H50ZM57 236H56V237H57ZM74 236H75V235H74ZM76 236H77V235H76ZM79 236H80V235H79ZM90 236H93V237H94V235H92V234H91ZM96 236H97V235H96ZM118 236H119V234H118ZM147 236H148V235H147ZM177 236H178V235H177ZM204 236H206V235H204ZM223 236H224V235H223ZM1 237H0V238H1ZM13 237H14V236H13ZM31 237H32V236H31ZM31 237H29V238H31ZM37 237H38V236H37ZM43 237H44V236H43ZM62 237H63V236H62ZM69 237H70V236H69ZM93 237H92V239H93ZM116 237H117V236H116ZM166 237H167V236H166ZM166 237H165V238H166ZM169 237H170V236H169ZM230 237H231V236H230ZM5 238H6V237H5ZM15 238H16V237H15ZM27 238H28V236H27ZM33 238H34V237H33ZM38 238H39V237H38ZM38 238H37V239H38ZM59 238H61V237H59ZM66 238H67V236H66ZM81 238H82V237H81ZM85 238H86V236H85ZM89 238H90V237H89ZM89 238H88V239H89ZM170 238H172V237H170ZM211 238H212V236H211ZM220 238H221V237H220ZM31 239H32V238H31ZM37 239H35V240H37ZM39 239H40V238H39ZM39 239H38V240H39ZM51 239H52V238H51ZM62 239H63V238H62ZM74 239H75V237H74ZM74 239H73V240L71 239V240L74 241ZM95 239H96V238H95ZM97 239H98V238H97ZM114 239H116V238L114 237ZM212 239H213V238H212ZM218 239H219V238H218ZM227 239H228V238H227ZM1 240H2V239H1ZM8 240H9V239H8ZM22 240H23V239H22ZM47 240H49V237H48ZM59 240H60V239H59ZM64 240H67V239H64ZM71 240H70V242H71ZM77 240H78V239H77ZM83 240H84V238H83ZM171 240H172V239H171ZM214 240H215V238H214ZM219 240H220V239H219ZM44 241H45V240H44ZM44 241H43V242H44ZM80 241H81V239H80ZM84 241H85V240H84ZM95 241H97V240H95ZM98 241H99V240H98ZM100 241H101V240H100ZM105 241H107V240H105ZM105 241L103 240L104 243H107V244H108V242H105ZM109 241H111V239H110ZM167 241H168V240H167ZM175 241H176V240H175ZM225 241H226V240H225ZM231 241H233V240L231 239ZM234 241H235V240H234ZM0 242H1V241H0ZM25 242H26V241H25ZM36 242H37V241H36ZM36 242H34V243H36ZM39 242H40V240H39ZM46 242H47V241H46ZM50 242L52 243V241H50ZM58 242H60V244H62L61 241H56L57 244H58ZM75 242H76V239H75ZM77 242H79V241H77ZM92 242H93V240H92ZM138 242H139V241H138ZM169 242H170V241H169ZM187 242H188V241H187ZM192 242H193V241H192ZM210 242H211V241H210ZM226 242L228 243L229 241L227 240ZM2 243H3V242H2ZM4 243H5V242H4ZM22 243H23V242H22ZM41 243H42V242H41ZM47 243H48V242H47ZM66 243H67V242H66ZM71 243H72V242H71ZM98 243H99V242H98ZM104 243H103V244H104ZM178 243H180V242H178ZM184 243H185V242H184ZM184 243L182 242V244H184ZM222 243H223V241H222ZM231 243H232V242H231ZM234 243H235V242H234ZM255 243H256V242H255ZM12 244H13V243H12ZM54 244H55V242H54ZM54 244H53V245H54ZM73 244H75V243H73ZM73 244H72V246H73ZM81 244H82V242H81ZM83 244H84V243H83ZM90 244H92L91 241H90ZM95 244H96V243H95ZM100 244H101V243H100ZM107 244H104V246L107 245ZM110 244H111V242H110ZM129 244H130V243H129ZM158 244H159V242H158ZM167 244H168V242H167ZM180 244H181V243H180ZM182 244H181V245H182ZM187 244H188V243H187ZM196 244H197V243H196ZM201 244H202V243H201ZM204 244H205V243H204ZM208 244H209V242H208ZM228 244H229V243H228ZM44 245H45V244H44ZM47 245H48V244H47ZM62 245H63V244H62ZM62 245H61V246H62ZM67 245H68V244H67ZM75 245H76V244H75ZM75 245H74V246H75ZM79 245H80V244L78 243V246H79ZM88 245H89V244H88ZM155 245H156V244H155ZM161 245H162V244H161ZM165 245H166V244H164V246H165ZM174 245H176V243H174L173 246H174ZM223 245H224V244H223ZM225 245H227V244H225ZM40 246H41V245H40ZM56 246H57V245H56ZM59 246H60V245H59ZM83 246H84V245H83ZM90 246H91V245H90ZM90 246H88V247H90ZM93 246H94V244H93ZM93 246H92V247H93ZM97 246H98V245H97ZM99 246H101V245H99ZM108 246H109V244H108ZM111 246H112V245H111ZM131 246H132V245H131ZM140 246H141V245H140ZM157 246H159V245H157ZM170 246H172V245H170ZM177 246H178V245H177ZM187 246H188V245H187ZM197 246H198V245H197ZM203 246H204V245H203ZM203 246H202V247H203ZM205 246H207V245L205 244ZM208 246H209V245H208ZM10 247H11V246H10ZM24 247H25V246H24ZM45 247H46V246H45ZM45 247H44V248H45ZM51 247H52V245H51ZM51 247H50V250H51V252H52L53 248L51 249ZM53 247H54V246H53ZM76 247H77V245H76ZM76 247H75V249H76ZM80 247H81V245H80ZM95 247H96V245H95ZM161 247H162V246H160V248H161ZM165 247H166V246H165ZM229 247H230V246H229ZM4 248H5V247H4ZM31 248H32V247H31ZM48 248H49V247H48ZM97 248L99 249V247H97ZM107 248H108V247H107ZM160 248H159V249H160ZM170 248H171V247H170ZM178 248H179V247H178ZM181 248H182V247H181ZM203 248H204V247H203ZM205 248H206V247H205ZM205 248H204V249H205ZM210 248H211V247H210ZM225 248H226V247H225ZM225 248H224V249H225ZM0 249H2V246H1V245H0ZM26 249H28V248H25V250H26ZM42 249H43V248H42ZM55 249H56V248H55ZM57 249H58V248H57ZM60 249H61V248H60ZM63 249H65V248H63ZM63 249H62V250H63ZM70 249H71V248H70ZM81 249H82V247H81ZM95 249H96V248H95ZM100 249H101V248H100ZM102 249H103V248H102ZM104 249H105V247H104ZM108 249H109V248H108ZM151 249H152V248H151ZM163 249H164V247H163ZM183 249H184V248H183ZM192 249H193V248H192ZM200 249H201V248H200ZM204 249H203V250H204ZM242 249H243V248H242ZM46 250H47V249H46ZM58 250H59V249H58ZM58 250H57V251H58ZM66 250H67V249H66ZM71 250H72V249H71ZM90 250H91V249H90ZM109 250H110V249H109ZM109 250L107 251L108 253H110ZM115 250H116V249H115ZM168 250H169V249H168ZM174 250H175V249H174ZM179 250H180V249H179ZM188 250H189V249H188ZM203 250H202V251H203ZM209 250H210V249H209ZM216 250H217V249H216ZM218 250H220V249H218ZM218 250H217V251H218ZM227 250H228V249H227ZM0 251H1V250H0ZM9 251H10V250H9ZM59 251H60V250H59ZM59 251H58V252H59ZM73 251H74V250H73ZM83 251H84V250H83ZM93 251H94V250H93ZM97 251H98V250H97ZM127 251H128V249H127ZM150 251H151V250H150ZM182 251H183V250H182ZM182 251H181V252H182ZM195 251H196V250H195ZM49 252H50V251H49ZM64 252H65V250H64ZM70 252H71V251H70ZM74 252H75V251H74ZM78 252H79V251H78ZM81 252H82V251H81ZM88 252H89V251H88ZM99 252H100V251H99ZM111 252H112V251H111ZM134 252H135V251H134ZM164 252H165V251H164ZM221 252H222V251H221ZM29 253H30V252H29ZM46 253L48 254V252H46ZM54 253H55V252H54ZM61 253H62V252H61ZM75 253H76V252H75ZM79 253H80V252H79ZM85 253H86V252H85ZM119 253H120V252H119ZM166 253H167V252H166ZM182 253L184 254V252H182ZM189 253H190V252H189ZM8 254H9V253H8ZM70 254H71V253H70ZM73 254H74V253H72V257H73ZM92 254H93V253H92ZM94 254H95V253H94ZM101 254H102V253H101ZM110 254H111V253H110ZM110 254H109V255H110ZM116 254H117V253H116ZM192 254H193V253H192ZM27 255H28V252H27ZM44 255H45V254H44ZM44 255H43V256H44ZM51 255H52V254H51ZM64 255H65V254H64ZM68 255H69V254L67 253V257H68ZM88 255L91 256L90 254H88ZM95 255H96V254H95ZM95 255H94V256H95ZM135 255H136V254H135ZM139 255H140V253H139ZM153 255H154V254H153ZM187 255H188V254H187ZM223 255H224V254H223ZM12 256H13V255H12ZM32 256H33V255H32ZM41 256H42V255H41ZM45 256H46V255H45ZM49 256H50V255H49ZM49 256H48V257H49ZM61 256H63V255H61ZM78 256H79V255H78ZM84 256H85V255H84ZM86 256H87V255H86ZM86 256H85V257H86ZM99 256H100V255H99ZM104 256H105V255H104ZM104 256H103V257H104ZM106 256H107V255H106ZM161 256H162V255H161ZM167 256H168V255H167ZM207 256H208V254H207ZM211 256H212V255H211ZM232 256H233V255H232ZM238 256H239V254H238ZM4 257H5V255H4ZM10 257H11V256H10ZM59 257H60V256H59ZM63 257H64V256H63ZM63 257H62V258H63ZM74 257H76V255H75ZM74 257H73V258H74ZM91 257H92V256H91ZM97 257H98V256H97ZM100 257H101V256H100ZM108 257H109V256H108ZM110 257H111V256H110ZM117 257H118V256H117ZM122 257L124 258V256H122ZM144 257H145V256H144ZM158 257H159V256H158ZM163 257H164V256H163ZM170 257H171V256H170ZM178 257H179V256H178ZM213 257H215V256L213 255ZM229 257H230V256H229ZM244 257H245V256H244ZM252 257H253V256H252ZM252 257H251V258H252ZM1 258H2V255H1ZM19 258H20V257H19ZM19 258H18V260H19ZM44 258H45V257H44ZM46 258H47V257H46ZM51 258H52V257H51ZM64 258H65V257H64ZM70 258H71V257H70ZM76 258H77V257H76ZM78 258H79V257H78ZM137 258H139V257H137ZM159 258H160V257H159ZM159 258H158V259H159ZM230 258H231V257H230ZM2 259H3V258H2ZM5 259H6V258H4V260H5ZM10 259H11V258H10ZM10 259H9V260H10ZM12 259H13V258H12ZM42 259H43V258H42ZM49 259H50V257H49ZM54 259H56V258H54ZM57 259H58V258H57ZM60 259H61V258H60ZM66 259H67V258H66ZM95 259H96V257H95ZM102 259H103V258H102ZM109 259H110V258H109ZM176 259H177V258H176ZM216 259H217V258H216ZM228 259H229V258H228ZM249 259H250V258H249ZM253 259H254V258H253ZM253 259H252V260H253ZM6 260H8V259H6ZM9 260H8V261H9ZM46 260H47V259H46ZM61 260H62V259H61ZM71 260H72V259H71ZM73 260H74V259H73ZM76 260H77V259H76ZM93 260H94V259H92L91 261L93 262ZM104 260H105V258H104ZM107 260H108V259H107ZM112 260H113V259H112ZM121 260H123V259H121ZM121 260H120V261H121ZM166 260H167V259H166ZM223 260H224V259H223ZM223 260H222V261H223ZM0 261H1V260H0ZM21 261H22V259H21ZM21 261H20V262H21ZM34 261H35V260H34ZM43 261H44V260H43ZM49 261H51V260H49ZM64 261H66V260H64ZM67 261H70V259L68 258ZM78 261H79V260H78ZM101 261H102V260H101ZM105 261H106V260H105ZM110 261H111V260H110ZM115 261H116V260H115ZM117 261H119V260H117ZM140 261H141V260H140ZM146 261H147V260H146ZM11 262H12V261H11ZM16 262H18V261L16 260ZM24 262H25V260H24ZM72 262H73V261H72ZM95 262H96V261H95ZM95 262H94V263H95ZM99 262H100V261H99ZM106 262H107V261H106ZM106 262H105V263H106ZM113 262H114V261H112V263H113ZM122 262H123V261H122ZM214 262H215V261H214ZM217 262H218V261H217ZM224 262H225V260H224ZM2 263H3V262H2ZM2 263H1V264H2ZM5 263H6V261H5ZM14 263H15V262H14ZM18 263H19V262H18ZM40 263H41V262H40ZM44 263H46V262H44ZM44 263H43V264H44ZM54 263H55V262H54ZM87 263H89V262H86V264H87ZM94 263H92V264H94ZM108 263H109V262H108ZM141 263H142V261H141ZM167 263H169V261H167ZM212 263H213V262H212ZM247 263H248V262H247ZM20 264H21V263H20ZM37 264H38V263H37ZM46 264H47V263H46ZM101 264H102V263H101ZM221 264H222V263H221Z\"/></svg>", "mask_w": 264, "mask_h": 264}]
</instances>
